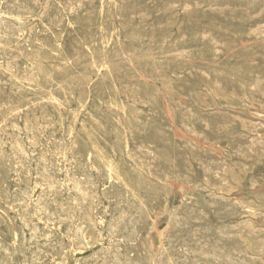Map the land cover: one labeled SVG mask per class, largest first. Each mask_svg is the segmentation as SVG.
<instances>
[{
  "label": "rangeland",
  "instance_id": "1",
  "mask_svg": "<svg viewBox=\"0 0 264 264\" xmlns=\"http://www.w3.org/2000/svg\"><path fill=\"white\" fill-rule=\"evenodd\" d=\"M7 1L8 0H0V12L3 13L2 14L3 17L6 16L8 19L6 21H3L4 23L2 22L1 25L6 27V28L9 27L7 29L9 30V33L13 37V41L11 42L9 48L5 47L3 44L0 45V55H2V56H0V60H1L0 61V69H1L0 70V148H1L0 149V158H1L0 159V166H1V168H0V205L2 206V207L0 206V213H1L0 214V237H1L0 238L1 239L0 240V243H1L0 248L4 247V248H2L3 252L1 253V251H0L1 264H8V263L9 264L10 263L11 264L12 263L13 264L14 263H16V264H43V262H44V264H46V263L47 264H62V263L67 264V262H68V264H74V263L75 264H79V263L87 264L85 262V260H87L88 264L90 262H91V264L92 263L93 264H102L101 262H103V264H106V263L115 264L117 261L118 262L116 264H119V262H121L120 264H125V263L126 264H130V263L131 264H135V263L136 264H148V262H147L149 260L148 258L150 257V255L152 253H155V252L156 253L159 252V255L156 257L158 264H169L170 262H171L170 264H172V263L173 264H180L181 262H182L181 264H185V263L193 264V259H194V264L195 263L196 264H206V263L213 264V262H212L214 260L213 257L216 259V260H214V263H215V261H217L215 264H218L219 262L221 264L222 260H223V262H222L223 264H225V263L231 264V262H234V261H235V264H241V262H243L242 264H246V261H248V260L251 262V264H263L264 263V248H263L264 245H261V244H264V235H263L264 234V229H263L264 228V222H263L264 221L263 220L264 219V208H262V207H264V184H262V183H264V178H263V176H264V166H263L264 165V156H263L264 155V153H263L264 152V148H263L264 147V142H263V140H264V128H263L264 127V120H263L264 117L262 116V114H264V97H263L264 96L263 95L264 94V66H263L264 65V55H263V53H264V50H263V48H264V32H263L264 31V27H263L264 26V10H263L264 9V0H262V1L261 0H258V1L257 0H253V1L252 0H217V1H214V0H151V1H149V0H114L115 2L112 0H109V1L108 0H103V1H101V0H85V1L84 0H49V1L48 0H35V1H33V0H9L8 2ZM16 1L19 3L18 6L16 5L17 4ZM25 1L26 2L29 1V2L26 3ZM31 1H33L34 3ZM80 1H81V3H80ZM195 1H196V3H195ZM35 2H36V4H35ZM38 2H39V4H38ZM67 2H69L70 4ZM106 2H107V4H106ZM79 3H80V5L77 6V4H79ZM249 3H251V4H249ZM7 4H9V5H7ZM51 4H53V5H51ZM100 4H101V6H100ZM172 5L173 6L177 5V6L173 7ZM201 5H203V6H201ZM209 5L211 8L210 10H208ZM10 6H12V7H10ZM16 6H17V8H16ZM22 6L24 8H22ZM31 6L33 7V9ZM42 6H44V8ZM195 6H196V8H195ZM225 6L228 8H226ZM170 7H172V8H170ZM183 7L184 8L189 7V8H188V10H187V8L185 10V9H183ZM230 7H232V8H230ZM28 8H29V11H28ZM22 9H23V11H22ZM69 9H71L70 11H72L73 13L70 12ZM170 9H172L173 11H171ZM258 9H259V14H258ZM183 10H185V11H183ZM24 11H26V12H24ZM260 11H261V13H260ZM75 13H76V15H75ZM246 13L248 14V16L246 15ZM40 14H41V16H40ZM43 15H45V16H43ZM140 15H142V16H140ZM252 15H255L256 18H254V16H253L254 19H252L251 18ZM124 17H126V18L124 19ZM144 17L146 19H144ZM21 18H24V19H21ZM64 18H66V19H64ZM231 18H233V19H231ZM9 19H11V20H9ZM39 19H40V21H39ZM68 21L70 22V26H69ZM17 22H19V25H17L18 24ZM57 23H59V24H57ZM189 23H191V24H189ZM56 24L59 27L56 26ZM118 24H119V26H118ZM11 25H12V27L10 28ZM260 25H262V26H260ZM19 26H20V28H18ZM137 26H138V28H137ZM190 26H191V28H190ZM28 27H29V30L31 32L28 31ZM100 27H101V29H100ZM150 27L151 28L153 27V28L151 29ZM158 27L160 28L159 31L157 29ZM202 27H204L205 30H204V28L202 29ZM186 28H188V29H186ZM207 28L209 30H206ZM217 28H219V30ZM22 29H23V31H22ZM175 29H177V30L175 31ZM182 29H184L185 32L182 31ZM214 29H216V30H214ZM10 30H12V31H10ZM80 30L82 33L80 32ZM104 30H105V32H104ZM256 30L259 31V33H256L257 32ZM223 31H226V32H223ZM261 31H262V33H261ZM163 32H165V34ZM176 32H178V33L176 34ZM203 32H204V35H203ZM28 33H29V35H28ZM62 33H64V34H62ZM110 33H112L111 36H110ZM251 33L253 36L251 35ZM33 34H35V36ZM101 34H102L103 38L101 37ZM201 34H202L203 38H202ZM205 34L207 36H205ZM261 34L263 35V38H262ZM21 36H23V37H21ZM182 36H184V38ZM104 37L108 40H103V39H105ZM163 37H165V38H163ZM175 37H177V38H175ZM57 38H58V41H57ZM143 38H144V40H143ZM219 38L221 39V41L225 42V44L223 42H221ZM25 39H27V40H25ZM89 39L93 43H95L96 45H94ZM180 39H182V40H180ZM231 39H233V41H231ZM95 40H98V42ZM175 40H176V42H175ZM103 41H105V42H103ZM106 41L108 43H106ZM112 42H113V44H112ZM214 42H216V43H214ZM24 43H26V44H24ZM19 44H22V46ZM57 44L58 45L60 44L59 47ZM121 44L122 45L125 44V46H122ZM234 44H235V46H234ZM220 45H221V47H219ZM222 45H224L225 47L223 48ZM83 47L84 48L86 47V48L83 49ZM230 48L233 50H231ZM257 48L260 50L257 51ZM186 49H189V50H186ZM127 50H129V51H127ZM261 50L263 51V53ZM46 51H48V52H46ZM127 52H128V54H126ZM89 53L92 55H90ZM164 53L167 54V55L165 54L166 57L164 55H162ZM256 53L257 54L261 53L260 55L263 57V59L261 57H259L260 55L257 56ZM77 54H78V56H77ZM240 54H243V55H240ZM134 55H136V56H134ZM14 57H15V59H13ZM38 57H39V59H38ZM213 57H214V59H213ZM215 57H217V58H215ZM17 58H19L21 60H19ZM166 58H167V60H166ZM261 59H262V61H261ZM15 60H17V61H15ZM152 60H153V62H152ZM61 62H64L66 64H62ZM236 62H238V63H236ZM246 62H247V64H246ZM102 63H104L105 65ZM94 65H95V67H94ZM101 65H102L103 69H102ZM63 66H64V68H63ZM224 66H226V67H224ZM257 66H258V68H257ZM262 66H263V68H262ZM158 67L160 69H157ZM18 68L21 70H19ZM227 68H229V69H227ZM242 68H244L243 71H242ZM16 69H18V70H16ZM193 69H194V71H192ZM237 69H238V71H236ZM4 70H6L7 72ZM131 70L134 72L135 75L133 74V72ZM193 72H195L196 74L198 73V74L196 75ZM74 73H76V75H74ZM78 73H80V74H78ZM260 73H261V75H260ZM178 74H179V76L182 75V77L181 76L178 77L177 76ZM10 75L12 76V79H11V77H9ZM32 75L35 79L32 77ZM35 75H37L38 78ZM194 76H197V77H194ZM174 77H176V78H174ZM15 80L18 82H15ZM258 80H259V82H257ZM27 82H30L31 84L30 83L28 84ZM236 82H238L239 85ZM5 83H6V85H5ZM113 83H114V85H113ZM132 83L134 85H132ZM248 83H250V84H248ZM258 83H260V84H258ZM240 84L242 87H240ZM55 86H56V88H55ZM67 86H68V88H67ZM160 86H161V88H160ZM29 87H30V89H29ZM154 87H156V89ZM229 87H230V89H229ZM258 87H260V88H258ZM180 88L183 90L181 91ZM216 88H217V90L215 92ZM23 89H24V91H23ZM58 89H60V90H58ZM184 89H186V90L184 91ZM46 90H48V91H46ZM178 90H180V91H178ZM221 90H222V92H221ZM234 90H236V91H234ZM217 91H219V92H217ZM239 91H242L243 93L239 92ZM246 91H248V92H246ZM91 92L94 94H92ZM226 92H227V96H226V94H224ZM232 93H234L235 95ZM163 94H164V96H163ZM52 95L54 97L53 99H52ZM169 95H171V96H169ZM181 95H185V96H181ZM214 95H216V96H214ZM217 95H219V97H217ZM220 95L221 96L223 95L224 97H221ZM230 95L232 97H230ZM49 96H51V97H49ZM150 96L152 98H150ZM180 96L183 97V99L185 97L186 100L181 99ZM200 96H201V99H200ZM140 97L143 99H141ZM153 99H154V101H153ZM236 99H237V101H236ZM253 99L256 102H254ZM257 99H260V101L259 100L257 101ZM222 100L225 101V104H224V101H222ZM156 101L158 102V104H160V106L157 104ZM159 101H160V103H159ZM147 102L149 103L148 105H147ZM203 102H205V103H203ZM261 102H263V103H261ZM114 103H116V104H114ZM120 104H122V105H120ZM150 104H151V106H150ZM202 104H203V106H202ZM260 104L263 106H261ZM114 105H117V106H114ZM119 105H120V107H119ZM191 105H192V107H190ZM206 105H208V106H206ZM63 107L65 109H63ZM122 107H124L125 111L123 110ZM251 107H253V108H251ZM121 108H122V110H121ZM150 108H151V111H150ZM160 108H162L164 112L163 111L161 112L160 110H162V109H160ZM152 109H154V110H152ZM202 109L204 111H202ZM68 110H69V112H68ZM142 111H143V114L141 113ZM197 111H199V112H197ZM137 112H138V114H137ZM225 112L227 114L228 113H230V114L227 115ZM66 113H68V114H66ZM74 113H75V116H74ZM259 113H261L262 117L260 116ZM124 114H125V116H124ZM257 114L259 115V117ZM149 115H151V117ZM53 118H54V120H53ZM92 118L95 120H93ZM135 118H138V119H135ZM149 118L152 119L153 121L150 120ZM189 118L191 121L189 120ZM122 119L127 120V121L124 122V120H122ZM154 119H155V121H154ZM229 119H230V121H229ZM22 120H24V121H22ZM41 120H42V122H40ZM76 120H77V122H76ZM145 120H146V122H145ZM33 121H34V123H32ZM52 121L53 122L56 121L54 123L55 125L53 124ZM226 122L228 125L226 124ZM229 122H231V124ZM233 122H235L236 124ZM251 122L253 124H256V125H253ZM79 123L80 124L82 123V125H80ZM148 123H149V125H148ZM51 124H53V125H51ZM78 124H79V126H78ZM153 124H154V126H153ZM173 124H175V125H173ZM180 124L183 126L184 129L182 128V126ZM204 124H206V125H204ZM242 124H244L243 127H242ZM203 125H204V127H203ZM216 125L218 126L217 128H216ZM18 126H19V128H18ZM195 126L197 129L194 128ZM205 126H207V127H205ZM213 126H215V127H213ZM219 126L221 127V129ZM199 127H201L202 129ZM224 127L228 130H225ZM186 128H187V130H186ZM206 128H208L207 129L208 131L206 130ZM218 128H219V130H218ZM118 129H120V130H118ZM159 129H160V131H159ZM251 129H253V130L255 129V130L253 131ZM27 130L29 132H27ZM32 130L34 132L36 131L37 134H36V132L34 133ZM165 130H167V131H165ZM86 132H88V133H86ZM152 133H153V137H152ZM86 135H91L92 139H94V141H96L99 144V146L101 148H103L111 156V158L115 162V164L122 166L123 169L125 171H127V175L129 176V178L131 180L133 178L132 184L135 183L136 178H137L136 179V183H137V181H138L137 176H139L142 179V181L146 184V186L151 189L150 191L147 190V192H145L142 189V191L145 194L141 191L142 205L143 206L140 205L141 206L140 207L139 205H137V202L135 200H133L131 196L124 193L116 185L108 182L102 165H100L99 163L96 162L95 157L89 154L88 148L85 146V142L87 139ZM171 135L175 138H173ZM27 136H29V137L27 138ZM33 136L35 137V139H33L34 138ZM114 136H115V138H114ZM142 136H143V138H141ZM155 136L157 137V139ZM207 136L208 137L210 136L209 137L210 139L207 138ZM218 136H219V138H218ZM224 136H225V138H224ZM229 137H230V139H229ZM240 137L242 140L240 139ZM159 139L163 141L162 142L163 144L161 143V141ZM170 139L173 143L170 141ZM223 139H225V140H223ZM231 139L232 140L235 139L236 142H235V140L232 141ZM31 140H32V142H31ZM226 140H227V142H226ZM259 140H260V142H258ZM13 141H14V143H13ZM27 141H29L30 144ZM151 141H152V144H151ZM211 141H213V143ZM241 141H243V142H241ZM8 142H9V144H8ZM32 143H34V144H32ZM154 143H156V144H154ZM170 143H172V144H170ZM176 143H178V144L180 143V144L178 145ZM253 143H255V144H253ZM38 144H39V146H38ZM166 144L170 145L171 147L173 146L174 148L172 147V150H171V147L170 146L168 147ZM226 144H227V147H226ZM133 145H135V146H133ZM137 145L139 147H137ZM145 145L147 148H145ZM165 145L167 147H165ZM26 146H27V148H26ZM153 146L155 147V149ZM187 146H189V147H187ZM244 146L248 149H244L245 148ZM46 147L48 150L46 149ZM122 147H124V148H122ZM140 147H142V148H140ZM201 147L203 149H201ZM54 148H56V149H54ZM157 148H161V149L157 150ZM164 148H165V150H164ZM187 148L190 150H188ZM208 148H210V149H208ZM249 148H251V149H249ZM252 148L254 151L252 150ZM17 149H19V150H17ZM166 149H167V152H166ZM184 149L187 151L185 152ZM205 149H207V150H205ZM223 149H224V151H223ZM169 150H170V153H169ZM208 150L211 151L209 154H207L209 152ZM228 150H229V153H228ZM237 150H239V151H237ZM17 151H18V153H17ZM203 151H206L207 153L206 152L201 153ZM260 151H261V154L259 153ZM22 152H23V155L21 154ZM152 152H156V153H152ZM247 152L249 155L247 154ZM174 153L177 154V156ZM197 153L199 156L197 155ZM255 153L257 155H255ZM14 154H15V157L13 156ZM30 154H31V156H30ZM39 154H40V156H39ZM204 154H205V156L203 157ZM243 154H244V156H243ZM24 155H26L27 157ZM152 155H154L156 157H154ZM12 156H13V158H12ZM150 156L152 159H150ZM217 156H219V157H217ZM235 156H236V159H235ZM246 156H248L249 160ZM23 157H25V158L23 159ZM187 157H188V159H187ZM143 158H145L144 161H143ZM184 158H186L187 161H185ZM197 158H198L199 163H197L198 161H196ZM258 158H259V160H258ZM13 159H15V160L13 161ZM47 159H49V160L47 161ZM192 159H195V160L191 161ZM251 159H252V161H251ZM26 160L28 161V164H27V162H25ZM122 160H123V162H122ZM138 160H139V162H138ZM150 160H152V161H150ZM174 160H176V161H174ZM210 160H211V162H210ZM244 160H245V162H244ZM67 161H68V163H67ZM140 161H141V163H140ZM154 161H157V163ZM195 161H196V163H195ZM215 161L216 162L218 161V162L216 163ZM226 161L228 162V164ZM14 162H16V163L14 164V166H12ZM46 162H47V164H46ZM72 162H74V163L72 164ZM145 162H148V163H145ZM174 162H175V165L172 164ZM177 162H178V164H176ZM229 162L232 164H230ZM261 162H262V164H261ZM241 163H243V164H241ZM257 163H259V164H257ZM58 164H59V166H58ZM141 164H143V166ZM171 164L174 167L173 166L171 167ZM185 164L188 166H186ZM205 164H206V166H204ZM234 164H237V165H234ZM83 165H85V166H83ZM168 165H170L169 166L170 168L168 167ZM177 165L181 169L179 167H177ZM223 165H224V167H223ZM241 165H242V167H240ZM244 165H245V167H244ZM35 166H37V167H35ZM78 166L79 167L82 166V167L78 169ZM208 166H210V167H208ZM226 166L229 168H227ZM43 167L45 170L43 169ZM76 167H77V169H76ZM87 167H89L90 170H88ZM93 167H94V169H93ZM126 167H127V169H126ZM132 167H134V168H132ZM176 167L178 168L179 171L177 170ZM203 167H205V168H203ZM14 168H16V169H14ZM53 168H55L56 170ZM130 168H131V170H130ZM148 168H150V169H148ZM155 168H157V169H155ZM173 168H175L176 170L175 169L173 170ZM196 168L199 169V171ZM200 168H201V170H200ZM219 168H221V170ZM46 169H48L49 171ZM71 169H72V171H71ZM205 169H206V171H205ZM24 170L28 171V173L24 172ZM79 170H81V172ZM207 170H209V171H207ZM256 170H257V172H256ZM39 171H41V172L39 173ZM75 171L76 172L78 171L77 174ZM93 171L97 172V173H94ZM149 171L153 172L151 174V177H150ZM220 171H222L223 173ZM157 172H159V173H157ZM167 172H169V173H167ZM192 172L195 174V176ZM200 172H201V174H200ZM178 173L180 174V176ZM52 174H55V175H52ZM84 174L86 175V177ZM190 174L192 175L191 177H190ZM35 175H36V177H34ZM48 175L50 177H48ZM89 175H91V176L89 177ZM97 175L99 177H97ZM140 175H143L144 177L140 176ZM174 175H176V176H174ZM183 175L185 176V178ZM178 176L181 177V179ZM202 176H204V177L202 178ZM228 176H229V178H228ZM11 177H12V179H11ZM44 177H46V178H44ZM83 177H85L86 181L84 180ZM167 177L168 178L170 177V179H168ZM177 177L179 179H177ZM200 177H201V179H200ZM220 177H223V178H220ZM239 177H241L240 179L242 181L239 179ZM55 178H56V180H55ZM77 178H79L80 181ZM165 178H166V180H164ZM191 178H193V179H191ZM147 179L150 180L148 182H151V183H148L147 181H145ZM171 179H173V180H171ZM234 179L237 181H234ZM76 180L78 181V183ZM90 180H91V182H90ZM195 180H197V181H195ZM84 181L86 182L87 185L85 184ZM183 181L184 182L186 181V183L184 184ZM214 181H215V183H214ZM92 182L93 183L95 182V183L93 184ZM181 182H182V184H181ZM194 182H195V184H194ZM228 182H229V184H228ZM73 183H74V185H73ZM136 183H135V186L137 185ZM211 183L214 185H211ZM241 183L243 186L241 185ZM33 184L36 185L37 187L34 186ZM42 184H44V185H42ZM54 184H55V186H54ZM83 184H84V186H83ZM197 184L202 185L200 187L201 190L199 188L200 185L197 186L198 190H196ZM57 185H58V187H57ZM91 185H94V186H91ZM163 185L166 189L163 187ZM240 185H241V187H240ZM73 186H75L74 187L75 189L73 188ZM85 186H87L86 188H88V189H86ZM249 186L251 188H249ZM76 187H78V189ZM153 187H155V188H153ZM162 187H163V189H162ZM195 187H196V189H194ZM202 187L204 189H202ZM244 187H246L247 189ZM13 188H15V190ZM49 188H50V190H49ZM56 188L57 189L59 188V189L56 190ZM205 188H206V190H205ZM3 189H4V193H3ZM83 189H85V193H86L85 195L87 197H85V196H83V194H81ZM95 189H97V191ZM231 189H232V192H231ZM253 189L256 191H254ZM44 190H46V191H44ZM94 190L96 191V193ZM154 190H156V191H154ZM216 190H217V192H216ZM57 191L60 192V194ZM70 191H72V192H70ZM93 191H94V193H93ZM114 191H116L117 195L115 194ZM221 191L226 192V193H222ZM39 192L40 193L42 192L41 193L42 195ZM47 192H48V195H46ZM54 192H56V193H54ZM62 192L64 194H62ZM191 192H192V194H191ZM10 193H14V194H10ZM50 193H52L51 196H50ZM113 193L115 195H113ZM152 193L154 195H151ZM28 194H30L31 196ZM53 194H55V195H53ZM188 194H190V195H188ZM196 194H197V196H196ZM199 194H200V196H199ZM21 195L23 196L22 200H21ZM108 195H111V196H108ZM160 195H162L161 198H160ZM164 195L168 196L169 199H167V197H165ZM185 195H187V196H185ZM5 196H6V199H5ZM49 196L51 197V199L49 198ZM54 196L56 198H54ZM82 196H83V198H85L84 202H83V204L85 203V205H83L81 202V201H83V198H81ZM100 196H102V197H100ZM117 196H119V197H117ZM58 197H59V199H58ZM99 197H100V201L96 200ZM114 197H116V198H114ZM123 197L124 198L126 197V198L124 199ZM146 197H148V199H146ZM154 197H156V198H154ZM164 197H165V200H164ZM254 197L257 200L256 199L254 200ZM28 198L31 200H29ZM45 198H47V200ZM48 198L50 199V202H49ZM52 198H54V200ZM79 198H81V201ZM119 198H121V199H119ZM202 198L203 199L205 198V199L203 200ZM221 198L223 200H221ZM232 198L235 200H233ZM44 199H45V201H44ZM55 199L57 202L55 201ZM78 199H79V201H78ZM212 199L213 200L215 199V201H213ZM249 199L251 201H253L255 204H253V202H251ZM41 200H42V202H41ZM94 200H95V202H94ZM116 200L117 201L120 200V201L117 203ZM146 200H147L148 204L150 203V205L145 203ZM168 200H169V202H168ZM181 200H183V201H181ZM187 200L190 203H188ZM224 200L226 202H228V204L226 202L223 203ZM261 200H263V201H261ZM21 201H22V203H20ZM35 201H36V204H35ZM52 201H54L55 204ZM97 201H99V202L97 203ZM161 201H164V202H161ZM204 201H205V203H204ZM209 201L211 202V205L208 206V205H206V203L209 204L210 203ZM217 201H219V202H217ZM221 201H222V203H221ZM234 201L236 203L239 201V204H236ZM29 202L30 203L32 202L31 203L32 205ZM70 202L71 203L73 202V203L70 205ZM79 202H81V203L79 204ZM93 202L97 203L96 204L97 206L95 204L93 205ZM25 203H27V204H25ZM42 203L43 204L45 203L46 206H44L45 204L42 206ZM60 203L64 206H62ZM107 203H108V205H107ZM122 203H124V204H122ZM131 203H132V205H130ZM162 203H163V205H162ZM52 204H54L55 206ZM57 204L58 205L60 204L61 206L59 205L60 206L59 207V206H57ZM114 204H117V205H114ZM125 204H127L128 206ZM152 204H153V206H152ZM158 204H159V208H158ZM181 204H184V205H181ZM212 204H213V206H212ZM250 204H252V206ZM257 204L260 205L261 207L258 206ZM51 205H52V208H51ZM72 205H74V207H72ZM81 205H82V207H81ZM98 205L99 206L101 205V206L99 207ZM129 205L133 206L132 207L133 210H132V208H129L130 207ZM147 205L150 207H148ZM204 205L209 209H207ZM22 206L25 210L22 208ZM26 206L28 209L25 208ZM53 206L55 208L57 206L60 209L59 208L54 209ZM66 206L67 207L70 206V207H68V210H70V211L67 210ZM86 206H90V207L86 208ZM138 206H139L140 210H139V208H137ZM216 206H219L221 208L217 207L218 208L217 209ZM11 207H14V208L11 209ZM45 207L49 208V209H47L49 212L47 210H45L46 209ZM105 207H107V208H105ZM143 207H145V208H143ZM165 207H167V209ZM177 207H179L178 213L180 211V213H179L180 216H178V213H176L177 209H178ZM21 208H22V210H21ZM32 208L33 209L35 208V209L32 210ZM72 208H74V209H72ZM85 208L87 210H89V212ZM95 208H96V211H95ZM136 208H137V210H136ZM164 208H165V210H164ZM173 208L175 209L176 212L175 211L173 212V210H174ZM196 208L198 211L196 210ZM210 208H212V209H210ZM225 208L227 210L228 209L229 210L226 211ZM37 209H38V211L35 212ZM57 209H59V210H57ZM101 209H103V211ZM110 209H112V210L110 211ZM119 209H122V213H120V214L118 213V211L121 212V210H119ZM125 209H127L126 212H125ZM129 209L132 211L130 212ZM189 209H190V211L191 210L192 211L190 212ZM252 209H256V210L253 211ZM41 210H42V212H41ZM114 210H115V212H114ZM181 210L183 211L182 213L187 212V213H185V215L188 214V216L187 215L185 216L184 214H182ZM205 210H206V212H205ZM213 210H215V211H213ZM1 211H3V212H1ZM50 211H51V213H50ZM171 211H172V213H171ZM188 211L191 213V215L189 214ZM193 211H195V212L193 213ZM240 211L241 212L243 211L244 213L243 212L241 213ZM250 211H251V213H250ZM52 212H54L53 215H55V217H53L51 215V219L49 220V218H50L49 215L52 214ZM85 212L87 215L89 213L90 217H88L86 214H84ZM139 212L141 213V215ZM255 212H256V215H254ZM260 212H262V213H260ZM21 213H23V214H21ZM60 213H62V214H60ZM100 213H101V215H100ZM102 213H103V215L105 213H107L104 215L105 218H103L104 216H102ZM143 213H144V215H143ZM147 213H148V215H146ZM200 213L202 216L199 215ZM19 214H21V215L19 216ZM39 214H41V215H39ZM108 214L110 217L108 216ZM121 214H123V215H121ZM137 214H139L141 218ZM172 214H174L175 216ZM176 214H177V216H176ZM203 214H204V216H203ZM206 214L209 218L205 216ZM71 215H73L74 217H72ZM84 215L87 216L88 219H87V217H84ZM91 215H92V217L94 216V218H92ZM128 215H131V216H128ZM195 215H197V217ZM209 215H211L212 217ZM253 215H254V217H253ZM17 216H19V219ZM43 216H45V217H43ZM114 216L116 218L117 217L119 218V219L117 218L118 221L116 219H114ZM123 216H124V218H123ZM126 216H128V217L126 218ZM173 216L175 217V220L178 219L176 222H175ZM27 217H29V218H27ZM46 217H47V219H46ZM60 217H61V219H59ZM134 217L137 219L136 222L139 225L133 220V219H135ZM159 217H161V218H159ZM182 217H183V219H182ZM186 217H189L188 219L190 222L188 221L189 222L188 225H186L188 223L185 219ZM216 217H217V220H216ZM66 218H68L67 219L68 221L66 220ZM90 218L92 220H90ZM109 218H111V219H109ZM213 218H214V220H213ZM57 219H59V220H57ZM72 219H73V221H72ZM80 219L82 220V222H80L81 221ZM170 219H171V221H170ZM202 219H204V220H202ZM42 220L44 222H42ZM56 220L59 222H57ZM99 220H102V222ZM114 220H116L115 221L116 223H114ZM140 220H142V221H140ZM144 220H146V221L144 222ZM195 220L197 221V223L194 222ZM47 221L50 222L49 225H48ZM77 221H78V224H77L78 226H83V227H81L82 230L76 225ZM95 221L98 222L99 225ZM106 221L107 222L109 221L110 223L109 222L107 223ZM130 221H131V223H135V224L129 223ZM178 221H180V222L182 221L183 223L182 222L181 223L183 225H180V224L178 225V223H180ZM212 221H214V222H212ZM218 221L222 222L223 224L218 222ZM28 222H30V223L32 222L31 223L32 226H30L31 224L30 223L28 224ZM61 222H63V223H61ZM89 222H92V225ZM119 222H121V223H119ZM203 222L205 224H203ZM233 222H236V223H233ZM124 223H125V225H123ZM126 223L127 224L129 223L130 226L128 225V227H126L127 226ZM141 223L145 224V225L140 226ZM199 223H201L202 225ZM249 223H250V225H249ZM108 224L112 228H110ZM116 224H121L120 225L121 230L123 229V227H125L124 231L122 230L123 233L121 232L119 225H116ZM175 224H177V225H175ZM24 225H27V226H24ZM58 225L60 226L59 229H58ZM61 225H62V227H61ZM106 225H108V226H106ZM114 225L116 226V228H114L115 227ZM206 225H209V226H206ZM224 225H226L224 227L225 229H223ZM234 225H236V226H234ZM253 225H255L256 228ZM19 226H21V227L19 228ZM99 226H100V229H102V228L103 229L100 230ZM131 226L132 227L135 226L134 229H136V230L133 231V228ZM146 226H148V227H146ZM177 226H178V228H177ZM186 226H188V227H186ZM190 226H191V228H190ZM220 226H222V228ZM240 226H241V228H239ZM249 226H251L250 227L251 229L249 228ZM259 226H260V228H257ZM5 227L8 229H6ZM23 227H25V228H23ZM36 227H37V229H36ZM52 227H53V229H52ZM145 227H146V229H145ZM182 227H184V228H182ZM205 227H206V229H209V230H206ZM219 227H220V229H219ZM231 227L234 230H232ZM252 227L255 229H252ZM21 228L23 231L21 230ZM28 228H30V229H28ZM40 228H41V230H40ZM169 228H170V230H169ZM188 228L190 229V231ZM42 229H43V232H42ZM73 229H76L77 232ZM109 229H110V231H109ZM117 229H119L120 231ZM201 229H202V231L205 229L203 231V234H202ZM222 229L224 230V232ZM235 229L236 230L238 229V231H236ZM259 229H260V231H259ZM65 230H67V231H65ZM106 230L108 231V233H106ZM171 230L172 231L177 230V231L174 234H172L173 232ZM194 230H195V233H194ZM217 230H218V232H217ZM47 231H48L49 235L46 233ZM118 231H119V233H118ZM163 231L165 232L166 235L163 234L164 233ZM186 231L189 234L192 232L191 234L194 237L191 234H190L191 236L188 235V233H186ZM205 231L208 233H205ZM227 231H229V232H227ZM16 232H18V234ZM32 232H34V233H32ZM50 232H51V234H50ZM63 232H67L68 234L63 233ZM74 232H75V234L77 233L76 234L77 236H74L75 235ZM149 232H150V234H148ZM184 232L186 234H184ZM212 232L215 233V235H212L213 234ZM235 232H236V234H235ZM242 232H243V234H242ZM35 233H36V235H34ZM38 233H39V235H38ZM100 233H102V234H100ZM113 233H115V234L113 235ZM125 233L128 235L126 239H125V237H126ZM131 233H134V234L136 233V236L135 237L132 236L133 234H131ZM157 233H159V234H157ZM219 233L223 236V239L221 238L222 236L218 237ZM224 233L226 234V236ZM5 234H6V236H5ZM11 234H12V236H10ZM21 234L24 235L25 237L21 236ZM40 234H41V236H40ZM175 234H177V236H175ZM201 234H202V236H201ZM210 234H211V236H210ZM234 234H235V236H233ZM61 235H63V236H61ZM65 235H66V237H65ZM149 235H151V236H149ZM160 235H162L164 238H161L162 236L159 237ZM184 235H185V237H184ZM230 235H232V237ZM31 236H33V237H31ZM72 236H73V238H75L74 239L75 241L72 239ZM108 236H110L112 238H110ZM203 236H205V237H203ZM243 236H245V237H243ZM252 236H257L256 240H255V237H252ZM30 237L33 240L36 237L35 238L36 240L33 241L32 239H30ZM38 237H40V238H38ZM102 237H104V238H102ZM122 237H123V239H122ZM182 237H184L183 238L184 240L182 239ZM45 238L46 239L49 238L48 242H46L47 240H45ZM52 238H54V239H52ZM166 238L168 239L167 240L168 242L166 241ZM185 238L186 239L189 238V240H186ZM201 238L203 239L204 243H203ZM206 238H208L209 241ZM225 238H227V239H225ZM229 238H231L232 241H230ZM37 239H39V240H37ZM107 239H108V242L106 241ZM140 239L141 240L143 239V240L141 241ZM144 239L145 240L147 239L146 240L147 242ZM181 239L183 242L181 241ZM115 240L118 243V244L116 243L117 245L114 244ZM131 240H134L135 244L133 243V241L131 242ZM136 240L140 241V242H137ZM174 240H176V241H174ZM179 240L181 243H179ZM216 240L219 241V243ZM260 240H262L263 242ZM223 241H225V242H223ZM32 242L33 243L35 242L34 243L35 249L33 247L34 245L32 244ZM36 242H38V245ZM61 242L63 245L61 244ZM176 242H178V243H176ZM184 242H186V245H184L185 244ZM197 242H199V243H197ZM250 242H252V243H250ZM2 243L3 244L5 243L4 244L5 246ZM23 243H24V245H23ZM77 243H79V244L77 245ZM81 243H82V245H81ZM83 243L86 247L83 246ZM158 243H160L161 245H158ZM200 243L205 244L204 246H207V248L202 246V244H200ZM256 243H258L257 244L258 246H256ZM43 244H45L44 245L45 248H44V246H41ZM48 244H49V246H48ZM51 244H52V246H50ZM133 244H134V246L130 247ZM151 244H152V246H151ZM162 244H164V245H162ZM187 244H189V245H187ZM207 244H209V245H207ZM214 244L215 245L217 244V247L216 246L214 247ZM251 244H253V245H251ZM112 245L114 247H112ZM148 245H150V246H148ZM195 245H198L197 246L198 250L192 249L193 250L192 251L191 248H196ZM259 245L261 247L263 246L262 247L263 249ZM53 246L55 249L53 248ZM59 246L61 247V250L59 249L60 248ZM81 246H83L84 249L80 248ZM104 246L106 249L104 248ZM157 246H160L161 248L157 247ZM184 246H186V248ZM208 246H209V249H208ZM50 247H51V249H50ZM70 247H71V249H70ZM129 247L132 249V251ZM149 247L152 248L151 249L152 251L150 250ZM170 247L174 251H172ZM31 248H33V250H30ZM66 248H67V250H66ZM120 248H121V251H120ZM215 248H218V249H215ZM222 248L227 249V250L222 251ZM17 249L20 250L19 252H21L22 255L18 251H15ZM58 249L61 251L60 253L58 252ZM101 249H102V252H100ZM185 249L187 252L189 250V252L186 253ZM249 249L251 250V252L249 251ZM28 250H30V251H28ZM106 250H107V252H104ZM126 250H128V252ZM202 250H203V252H201ZM208 250H209V252H208ZM35 251H38V252H35ZM45 251L48 252L49 254H51V256H49L48 253L46 254ZM148 251H150L149 254H148ZM167 251H169V253ZM228 251H229V253H228ZM254 251H256V252H254ZM5 252H7V253H5ZM11 252H12V254H11ZM42 252H44V253H42ZM55 252L57 253L56 255H54ZM72 252H74V253H72ZM93 252L97 255L95 256ZM177 252L179 253V255L181 253H184V252L185 253L181 254L179 256ZM193 252H195V253L192 254ZM210 252H213V253H210ZM217 252H218V254H217ZM222 252H225V253H222ZM236 252L238 254H236ZM14 253L17 255H15ZM25 253H28V254H25ZM128 253H131V254H129L130 256L128 255ZM166 253H168L170 255H167ZM206 253H207V255H206ZM209 253H210V255H209ZM233 253H235V254H233ZM32 254L34 256L36 255V257H34ZM58 254H60V255H58ZM64 254L65 255L67 254L66 257L63 256ZM91 254H93L94 256H92ZM119 254H120V256H119ZM161 254L165 255V257H167V258H164V256H162ZM171 254L172 255L174 254V255L172 256ZM175 254H176V256H175ZM195 254H196V257H195ZM201 254L203 255L202 258H205L207 256L205 258V260L203 259L204 261L201 260L202 259ZM223 254H225V255H223ZM228 254H229V257H231V258L228 257ZM239 254H241L242 258L241 257L239 258ZM13 255H14L13 258L15 260L12 258ZM23 255L24 256L26 255L25 257H27V256L28 257L25 258V257H23ZM52 255L54 256V258ZM70 255H71V257H69ZM90 255H91V257H90ZM124 255L126 257H128V259L126 258V260H124V258H125ZM147 255H148V257H147ZM177 255H178L179 261H177L178 260ZM186 255H188V256L190 255V256L188 257ZM109 256H111V258ZM115 256H117V257L115 258ZM143 256H144V258H143ZM145 256H146V258H145ZM160 256H162V258ZM247 256H249V257L251 256V257L250 258L248 257L249 258L248 259ZM254 256H256L255 259L253 258ZM10 257L12 258V260ZM37 257H38V259H37ZM40 257H42V258H40ZM61 257H63V258H61ZM85 257H88V258L85 259ZM211 257L213 260L211 259ZM226 257L229 259V261L227 260ZM47 258H49L50 260ZM114 258L116 260H114ZM169 258L172 260H170ZM174 258H176V260ZM218 258L221 260H219ZM225 258L227 261H225ZM67 259H68V261H67ZM77 259H79V260H77ZM91 259H93V260H91ZM98 259H102L104 261L98 260ZM168 259L170 260L169 263H168V261H169ZM183 259H184V261L185 260L186 261L184 262ZM188 259H190V260H188ZM196 259H197V261H198V259L200 261L197 262V261H195ZM62 260H64V262ZM94 260L96 262H94ZM105 260H107V261H105ZM111 260L115 261V262H111ZM173 260L175 263L173 262ZM254 260H255V262H254ZM259 260H260V262H259ZM7 261H9V262H7ZM22 261H23V263H22ZM127 261H129V263ZM189 261H191V263ZM244 261H245V263H244ZM249 261L247 263H249ZM34 262H36V263H34Z\"/></svg>",
  "mask_w": 264,
  "mask_h": 264
},
{
  "label": "bare ground",
  "instance_id": "2",
  "mask_svg": "<svg viewBox=\"0 0 264 264\" xmlns=\"http://www.w3.org/2000/svg\"><path fill=\"white\" fill-rule=\"evenodd\" d=\"M8 1H9V0H8ZM8 1H7V2H8ZM33 1H35V0H33ZM33 1H31V2H33ZM48 1H49V0H48ZM84 1H85V0H84ZM101 1H103V0H101ZM108 1H109V0H108ZM112 1H114V0H112ZM149 1H151V0H149ZM214 1H217V0H214ZM252 1H253V0H252ZM257 1H258V0H257ZM261 1H262V0H261ZM16 2H17V1H16ZM25 2H26V1H25ZM28 2H29V1H28ZM28 2H26V3H28ZM36 2H37V1H36ZM36 2H35V4H36ZM69 2H70V1H69ZM69 2H67V3H69ZM114 2H115V1H114ZM114 2H113V3H114ZM146 2H147V1H146ZM246 2H247V1H246ZM250 2H251V1H250ZM255 2H256V1H255ZM14 3H15V2H14ZM33 3H34V2H33ZM58 3H59V2H58ZM80 3H81V1H80ZM80 3L77 4V6H79ZM195 3H196V1H195ZM18 4H19V3L17 2L16 5L18 6ZM31 4H32V3H31ZM38 4H39V2H38ZM44 4H45V3H44ZM47 4H48V3H47ZM69 4H70V3H69ZM106 4H107V2H106ZM182 4H183V3H182ZM249 4H251V3H249ZM7 5H9V4H7ZM10 5H11V4H10ZM23 5H24V4H23ZM45 5H46V4H45ZM51 5H53V4H51ZM90 5H91V4H90ZM114 5H115V4H114ZM133 5H134V4H133ZM168 5H169V4H168ZM173 5H174V4H173ZM173 5H172V6H173ZM17 6H16V8H17ZM47 6H48V5H47ZM64 6H65V5H64ZM87 6H88V5H87ZM100 6H101V4H100ZM155 6H156V5H155ZM176 6H177V5H176ZM176 6H173V7H176ZM188 6H189V5H188ZM201 6H203V5H201ZM4 7H5V6H4ZM10 7H12V6H10ZM31 7H32V6H31ZM34 7H35V6H34ZM42 7L44 8V6H42ZM45 7H46V6H45ZM60 7H61V6H60ZM70 7H71V6H70ZM94 7H95V6H94ZM225 7H226V6H225ZM19 8H20V7H19ZM22 8H24V7L22 6ZM47 8H48V7H47ZM47 8H46V9H47ZM61 8H62V7H61ZM101 8H102V7H101ZM170 8H172V7H170ZM186 8H187V10H188L189 7H186ZM186 8L183 7V9H185V10H186ZM195 8H196V6H195ZM198 8H199V7H198ZM216 8H217V7H216ZM226 8H228V7H226ZM226 8H225V9H226ZM230 8H232V7H230ZM26 9H27V8H26ZM32 9H33V7H32ZM32 9H31V10H32ZM73 9H74V8H73ZM73 9H72V10H73ZM79 9H80V8H79ZM206 9H207V8H206ZM210 9H211V8H210V5H209V9H208V10H210ZM214 9H215V8H214ZM214 9H213V10H214ZM222 9H223V8H222ZM242 9H243V8H242ZM261 9H262V8H261ZM1 10H2V9H1ZM12 10H13V9H12ZM24 10H25V9H24ZM34 10H35V9H34ZM43 10H44V9H43ZM62 10H63V9H62ZM70 10H71V9H69V11H70ZM100 10H101V9H100ZM146 10H147V9H146ZM170 10L173 11L172 9H170ZM181 10H182V9H181ZM185 10H183V11H185ZM189 10H190V9H189ZM204 10H205V9H204ZM204 10H203V11H204ZM227 10H228V9H227ZM263 10H264V9H263ZM2 11H3V10H2ZM22 11H23V9H22ZM26 11H27V10H26ZM26 11H24V12H26ZM28 11H29V8H28ZM101 11H102V10H101ZM132 11H133V10H132ZM183 11H182V12H183ZM49 12H50V11H49ZM70 12H72V11H70ZM145 12H146V11H145ZM182 12H181V13H182ZM221 12H222V11H221ZM30 13H31V12H30ZM47 13H48V12H47ZM62 13H63V12H62ZM72 13H73V12H72ZM80 13H81V12H80ZM100 13H101V12H100ZM129 13H130V12H129ZM185 13H186V12H185ZM241 13H242V12H241ZM244 13H245V12H244ZM260 13H261V11H260ZM2 14H3V13L0 12V45L3 44L5 47L9 48L11 42L13 41V37H12V35L9 33V30L7 29V28H9V27L6 28V27H4V26L1 25V23H2L3 21L8 20L7 17H6L5 15H4L5 17H3ZM258 14H259V9H258ZM6 15H7V14H6ZM12 15H13V14H12ZM15 15H16V14H15ZM30 15H31V14H30ZM75 15H76V13H75ZM100 15H101V14H100ZM138 15H139V14H138ZM138 15H137V16H138ZM156 15H157V14H156ZM158 15H159V14H158ZM176 15H177V14H176ZM246 15L248 16L247 13H246ZM19 16H20V15H19ZM40 16H41V14H40ZM43 16H45V15H43ZM46 16H47V15H46ZM59 16H60V15H59ZM132 16H133V15H132ZM134 16H135V15H134ZM140 16H142V15H140ZM222 16H223V15H222ZM253 16H254V18H256L255 15H252V16H251L252 19H254ZM24 17H25V16H24ZM54 17H55V16H54ZM54 17H53V18H54ZM110 17H111V16H110ZM116 17H117V16H116ZM17 18H18V17H17ZM17 18H16V19H17ZM41 18H42V17H41ZM56 18H57V17H56ZM125 18H126V17H124V19H125ZM133 18H134V17H133ZM206 18H207V17H206ZM21 19H24V18H21ZM32 19H33V18H32ZM64 19H66V18H64ZM100 19H101V18H100ZM128 19H129V18H128ZM144 19H146V18L144 17ZM177 19H178V18H177ZM231 19H233V18H231ZM237 19H238V18H237ZM245 19H246V18H245ZM9 20H11V19H9ZM27 20H28V19H27ZM33 20H34V19H33ZM33 20H32V21H33ZM67 20H68V19H67ZM117 20H118V19H117ZM259 20H260V19H259ZM20 21H21V20H20ZM39 21H40V19H39ZM61 21H62V20H61ZM106 21H107V20H106ZM237 21H238V20H237ZM239 21H240V20H239ZM251 21H252V20H251ZM24 22H25V21H24ZM58 22H59V21H58ZM66 22H67V21H66ZM68 22H69V21H68ZM71 22H72V21H71ZM123 22H124V21H123ZM126 22H127V21H126ZM243 22H244V21H243ZM3 23H4V22H3ZM9 23H10V22H9ZM14 23H15V22H14ZM17 23H18L17 25H19V22H17ZM26 23H27V22H26ZM116 23H117V22H116ZM24 24H25V23H24ZM33 24H34V23H33ZM38 24H39V23H38ZM57 24H59V23H57ZM57 24H56V26H58ZM67 24H68V23H67ZM182 24H183V23H182ZM187 24H188V23H187ZM189 24H191V23H189ZM198 24H199V23H198ZM3 25H4V24H3ZM9 25H10V24H9ZM13 25H14V24H13ZM34 25H35V24H34ZM122 25H123V24H122ZM163 25H164V24H163ZM262 25H263V24H262ZM262 25H260V26H262ZM5 26H6V25H5ZM41 26H42V25H41ZM69 26H70V22H69ZM69 26H68V27H69ZM71 26H72V25H71ZM118 26H119V24H118ZM135 26H136V25H135ZM135 26H134V27H135ZM159 26H160V25H159ZM172 26H173V25H172ZM180 26H181V25H180ZM233 26H234V25H233ZM236 26H237V25H236ZM11 27H12V25L10 26V28H11ZM31 27H32V26H31ZM58 27H59V26H58ZM72 27H73V26H72ZM116 27H117V26H116ZM169 27H170V26H169ZM228 27H229V26H228ZM234 27H235V26H234ZM256 27H257V26H256ZM263 27H264V26H263ZM14 28H15V27H14ZM18 28H20V26H19ZM137 28H138V26H137ZM140 28H141V27H140ZM145 28H146V27H145ZM150 28H151V27H150ZM152 28H153V27H152ZM152 28H151V29H152ZM190 28H191V26H190ZM196 28H197V27H196ZM203 28H204V27H202V29H203ZM209 28H210V27H209ZM257 28H258V27H257ZM260 28H261V27H260ZM30 29H31V28H30ZM56 29H57V28H56ZM59 29H60V28H59ZM71 29H72V28H71ZM100 29H101V27H100ZM155 29H156V28H155ZM157 29H158V31H159L160 28L158 27ZM184 29H185V28H184ZM184 29H182V31H184ZM186 29H188V28H186ZM217 29L219 30V28H217ZM258 29H259V28H258ZM32 30H33V29H32ZM39 30H40V29H39ZM44 30H45V29H44ZM118 30H119V29H118ZM176 30H177V29H175V31H176ZM180 30H181V29H180ZM204 30H205V28H204ZM206 30H209V29L207 28ZM214 30H216V29H214ZM260 30H261V29H260ZM10 31H12V30H10ZM22 31H23V29H22ZM28 31H30V30H29V27H28ZM52 31H53V30H52ZM75 31H76V30H75ZM99 31H100V30H99ZM112 31H113V30H112ZM142 31H143V30H142ZM144 31H145V30H144ZM147 31H148V30H147ZM147 31H146V32H147ZM151 31H152V30H151ZM156 31H157V30H156ZM168 31H169V30H168ZM221 31H222V30H221ZM249 31H250V30H249ZM256 31H257V30H256ZM262 31H263V30H262ZM262 31H261V33H262ZM30 32H31V31H30ZM80 32H81V30H80ZM104 32H105V30H104ZM104 32H103V33H104ZM110 32H111V31H110ZM114 32H115V31H114ZM180 32H181V31H180ZM184 32H185V31H184ZM186 32H187V31H186ZM214 32H215V31H214ZM223 32H226V31H223ZM253 32H254V31H253ZM253 32H252V33H253ZM263 32H264V31H263ZM20 33H21V32H20ZM64 33H65V32H64ZM64 33H62V34H64ZM81 33H82V32H81ZM117 33H118V32H117ZM163 33L165 34V32H163ZM172 33H173V32H172ZM177 33H178V32H176V34H177ZM196 33H197V32H196ZM209 33H210V32H209ZM252 33H251V35H252ZM256 33H259V31H257ZM14 34H15V33H14ZM23 34H24V33H23ZM30 34H31V33H30ZM35 34H36V33H35ZM35 34H33V35L35 36ZM43 34H44V33H43ZM72 34H73V33H72ZM75 34H76V33H75ZM99 34H100V33H99ZM108 34H109V33H108ZM111 34H112V33H110V36H111ZM115 34H116V33H115ZM170 34H171V33H170ZM211 34H212V33H211ZM248 34H249V33H248ZM253 34H254V33H253ZM19 35H20V34H19ZM28 35H29V33H28ZM38 35H39V34H38ZM131 35H132V34H131ZM203 35H204V32H203ZM215 35H216V34H215ZM215 35H214V36H215ZM231 35H232V34H231ZM261 35H262V34H261ZM51 36H52V35H51ZM114 36H115V35H114ZM118 36H119V35H118ZM163 36H164V35H163ZM201 36H202V34H201ZM205 36H207V35L205 34ZM220 36H221V35H220ZM252 36H253V35H252ZM15 37H16V36H15ZM21 37H23V36H21ZM52 37H53V36H52ZM101 37H102V34H101ZM129 37H130V36H129ZM134 37H135V36H134ZM165 37H166V36H165ZM165 37H163V38H165ZM182 37L184 38V36H182ZM224 37H225V36H224ZM226 37H227V36H226ZM102 38H103V37H102ZM104 38H105V37H104ZM118 38H119V37H118ZM166 38H167V37H166ZM175 38H177V37H175ZM185 38H186V37H185ZM202 38H203V36H202ZM202 38H201V39H202ZM211 38H212V37H211ZM228 38H229V37H228ZM262 38H263V35H262ZM27 39H28V38H27ZM27 39H25V40H27ZM94 39H95V38H94ZM110 39H111V38H110ZM115 39H116V38H115ZM138 39H139V38H138ZM150 39H151V38H150ZM150 39H149V40H150ZM173 39H174V38H173ZM204 39H205V38H204ZM206 39H207V38H206ZM219 39H220V38H219ZM219 39H218V40H219ZM224 39H225V38H224ZM61 40H62V39H61ZM89 40H90V39H89ZM89 40H88V41H89ZM100 40H101V39H100ZM103 40H108V39L105 38V39H103ZM113 40H114V39H113ZM116 40H117V39H116ZM119 40H120V39H119ZM143 40H144V38H143ZM178 40H179V39H178ZM180 40H182V39H180ZM211 40H212V39H211ZM227 40H228V39H227ZM252 40H253V39H252ZM38 41H39V40H38ZM45 41H46V40H45ZM57 41H58V38H57ZM90 41H91V40H90ZM95 41L98 42V40H95ZM101 41H102V40H101ZM101 41H100V42H101ZM121 41H122V40H121ZM132 41H133V40H132ZM150 41H151V40H150ZM201 41H202V40H201ZM220 41H221V39H220ZM229 41H230V40H229ZM231 41H233V39H231ZM250 41H251V40H250ZM253 41H254V40H253ZM256 41H257V40H256ZM17 42H18V41H17ZM59 42H60V41H59ZM86 42H87V41H86ZM91 42H92V41H91ZM103 42H105V41H103ZM117 42H118V41H117ZM138 42H139V41H138ZM175 42H176V40H175ZM221 42H223V41H221ZM243 42H244V41H243ZM92 43H93V42H92ZM106 43H108V42L106 41ZM121 43H122V42H121ZM212 43H213V42H212ZM212 43H211V44H212ZM214 43H216V42H214ZM223 43L225 44V42H223ZM228 43H229V42H228ZM234 43H235V42H234ZM22 44H23V43H22ZM22 44H19V45L22 46ZM24 44H26V43H24ZM60 44H61V43H60ZM60 44H59V45H60ZM93 44L96 45L95 43H93ZM103 44H104V43H103ZM109 44H110V43H109ZM112 44H113V42H112ZM122 44H123V43H122ZM122 44H121V45H122ZM219 44H220V43H219ZM226 44H227V43H226ZM57 45H58V44H57ZM57 45H56V46H57ZM59 45H58V47H59ZM61 45H62V44H61ZM107 45H108V44H107ZM116 45H117V44H116ZM122 46H125V44L122 45ZM216 46H217V45H216ZM222 46H223V48L225 47L224 45H222ZM229 46H230V45H229ZM232 46H233V45H232ZM234 46H235V44H234ZM102 47H103V46H102ZM219 47H221V45H220ZM226 47H227V46H226ZM28 48H29V47H28ZM60 48H61V47H60ZM85 48H86V47H85ZM85 48L83 47V49H85ZM133 48H134V47H133ZM136 48H137V47H136ZM159 48H160V47H159ZM213 48H214V47H213ZM259 48H260V47H259ZM58 49H59V48H58ZM194 49H195V48H194ZM198 49H199V48H198ZM227 49H228V48H227ZM230 49H231V48H230ZM10 50H11V49H10ZM17 50H18V49H17ZM29 50H30V49H29ZM77 50H78V49H77ZM118 50H119V49H118ZM136 50H137V49H136ZM136 50H135V51H136ZM152 50H153V49H152ZM179 50H180V49H179ZM182 50H183V49H182ZM186 50H189V49H186ZM225 50H226V49H225ZM231 50H233V49H231ZM258 50H260V49L257 48V51H258ZM263 50H264V48H263ZM22 51H23V50H22ZM42 51H43V50H42ZM74 51H75V50H74ZM125 51H126V50H125ZM127 51H129V50H127ZM155 51H156V50H155ZM167 51H168V50H167ZM183 51H184V50H183ZM228 51H229V50H228ZM241 51H242V50H241ZM243 51H244V50H243ZM261 51H262V50H261ZM46 52H48V51H46ZM87 52H88V51H87ZM118 52H119V51H118ZM140 52H141V51H140ZM156 52H157V51H156ZM175 52H176V51H175ZM184 52H185V51H184ZM22 53H23V52H22ZM106 53H107V52H106ZM120 53H121V52H120ZM120 53H119V54H120ZM129 53H130V52H129ZM131 53H132V52H131ZM146 53H147V52H146ZM152 53H153V52H152ZM162 53H163V52H162ZM173 53H174V52H173ZM216 53H217V52H216ZM234 53H235V52H234ZM258 53H259V52H258ZM262 53H263V51H262ZM13 54H14V53H13ZM53 54H54V53H53ZM64 54H65V53H64ZM89 54H90V53H89ZM126 54H128V52H127ZM144 54H145V53H144ZM159 54H160V53H159ZM165 54H166V53H164V54H162V55L165 56ZM221 54H222V53H221ZM256 54H257V53H256ZM260 54H261V53H260ZM260 54H257V56L260 55ZM22 55H23V54H22ZM38 55H39V54H38ZM38 55H37V56H38ZM90 55H92V54H90ZM129 55H130V54H129ZM166 55H167V54H166ZM170 55H171V54H170ZM183 55H184V54H183ZM240 55H243V54H240ZM249 55H250V54H249ZM263 55H264V53H263ZM0 56H2V55H0ZM24 56H25V55H24ZM37 56H36V57H37ZM77 56H78V54H77ZM134 56H136V55H134ZM149 56H150V55H149ZM193 56H194V55H193ZM223 56H224V55H223ZM16 57H17V56H16ZM36 57H35V58H36ZM138 57H139V56H138ZM154 57H155V56H154ZM160 57H161V56H160ZM160 57H159V58H160ZM165 57H166V56H165ZM165 57H164V58H165ZM259 57H261V58L263 59V57H262L261 55H260ZM91 58H92V57H91ZM136 58H137V57H136ZM157 58H158V57H157ZM187 58H188V57H187ZM215 58H217V57H215ZM225 58H226V57H225ZM13 59H15V57H14ZM17 59H19V58H17ZM23 59H24V58H23ZM23 59H22V60H23ZM38 59H39V57H38ZM74 59H75V58H74ZM110 59H111V58H110ZM213 59H214V57H213ZM262 59H261V61H262ZM19 60H21V59H19ZM67 60H68V59H67ZM93 60H94V59H93ZM111 60H112V59H111ZM117 60H118V59H117ZM162 60H163V59H162ZM166 60H167V58H166ZM220 60H221V59H220ZM222 60H223V59H222ZM0 61H1V60H0ZM15 61H17V60H15ZM23 61H24V60H23ZM68 61H69V60H68ZM97 61H98V60H97ZM114 61H115V60H114ZM114 61H113V62H114ZM126 61H127V60H126ZM149 61H150V60H149ZM186 61H187V60H186ZM224 61H225V60H224ZM224 61H223V62H224ZM13 62H14V61H13ZM45 62H46V61H45ZM121 62H122V61H121ZM134 62H135V61H134ZM152 62H153V60H152ZM173 62H174V61H173ZM259 62H260V61H259ZM22 63H23V62H22ZM61 63H62V64H66V63H64V62H61ZM68 63H69V62H68ZM107 63H108V62H107ZM107 63H106V64H107ZM137 63H138V62H137ZM236 63H238V62H236ZM253 63H254V62H253ZM256 63H257V62H256ZM13 64H14V63H13ZM41 64H42V63H41ZM102 64H104V63H102ZM112 64H113V63H112ZM114 64H115V63H114ZM123 64H124V63H123ZM166 64H167V63H166ZM189 64H190V63H189ZM231 64H232V63H231ZM234 64H235V63H234ZM246 64H247V62H246ZM8 65H9V64H8ZM8 65H7V66H8ZM19 65H20V64H19ZM47 65H48V64H47ZM104 65H105V64H104ZM118 65H119V64H118ZM134 65H135V64H134ZM138 65H139V64H138ZM144 65H145V64H144ZM159 65H160V64H159ZM162 65H163V64H162ZM192 65H193V64H192ZM224 65H225V64H224ZM166 66H167V65H166ZM226 66H227V65H226ZM226 66H224V67H226ZM236 66H237V65H236ZM253 66H254V65H253ZM259 66H260V65H259ZM263 66H264V65H263ZM263 66H262V68H263ZM8 67H9V66H8ZM47 67H48V66H47ZM94 67H95V65H94ZM101 67H102V65H101ZM174 67H175V66H174ZM190 67H191V66H190ZM224 67H223V68H224ZM242 67H243V66H242ZM23 68H24V67H23ZM50 68H51V67H50ZM63 68H64V66H63ZM77 68H78V67H77ZM115 68H116V67H115ZM162 68H163V67H162ZM235 68H236V67H235ZM257 68H258V66H257ZM7 69H8V68H7ZM18 69H19V68H18ZM18 69H16V70H18ZM26 69H27V68H26ZM61 69H62V68H61ZM102 69H103V67H102ZM119 69H120V68H119ZM150 69H151V68H150ZM157 69H160V68L158 67ZM227 69H229V68H227ZM247 69H248V68H247ZM0 70H1V69H0ZM10 70H11V69H10ZM19 70H21V69H19ZM23 70H24V69H23ZM49 70H50V69H49ZM99 70H100V69H99ZM139 70H140V69H139ZM161 70H162V69H161ZM243 70H244V68H242V71H243ZM245 70H246V69H245ZM248 70H249V69H248ZM251 70H252V69H251ZM4 71H6V70H4ZM96 71H97V70H96ZM131 71H132V70H131ZM189 71H190V70H189ZM192 71H194V69H193ZM236 71H238V69H237ZM6 72H7V71H6ZM56 72H57V71H56ZM80 72H81V71H80ZM99 72H100V71H99ZM126 72H127V71H126ZM132 72H133V71H132ZM132 72H131V73H132ZM157 72H158V71H157ZM163 72H164V71H163ZM179 72H180V71H179ZM179 72H178V73H179ZM197 72H198V71H197ZM257 72H258V71H257ZM109 73H110V72H109ZM127 73H128V72H127ZM169 73H170V72H169ZM193 73H195V72H193ZM223 73H224V72H223ZM243 73H244V72H243ZM251 73H252V72H251ZM78 74H80V73H78ZM133 74H134V72H133ZM136 74H137V73H136ZM163 74H164V73H163ZM195 74H196V73H195ZM195 74H194V75H195ZM197 74H198V73H197ZM197 74H196V75H197ZM239 74H240V73H239ZM244 74H245V73H244ZM74 75H76V73H74ZM134 75H135V74H134ZM190 75H191V74H190ZM201 75H202V74H201ZM249 75H250V74H249ZM252 75H253V74H252ZM260 75H261V73H260ZM35 76L37 77V75H35ZM69 76H70V75H69ZM72 76H73V75H72ZM85 76H86V75H85ZM119 76H120V75H119ZM137 76H138V75H137ZM177 76H178V77H180V76L182 77V75L179 76V74H178ZM231 76H232V75H231ZM9 77H11V79H12V76H11V75H10ZM32 77H33V75H32ZM133 77H134V76H133ZM171 77H172V76H171ZM194 77H197V76H194ZM214 77H215V76H214ZM258 77H259V76H258ZM33 78H34V77H33ZM37 78H38V77H37ZM139 78H140V77H139ZM167 78H168V77H167ZM174 78H176V77H174ZM242 78H243V77H242ZM253 78H254V77H253ZM24 79H25V78H24ZM27 79H28V78H27ZM31 79H32V78H31ZM31 79H30V80H31ZM34 79H35V78H34ZM133 79H134V78H133ZM231 79H232V78H231ZM243 79H244V78H243ZM256 79H257V78H256ZM260 79H261V78H260ZM8 80H9V79H8ZM19 80H20V79H19ZM88 80H89V79H88ZM171 80H172V79H171ZM188 80H189V79H188ZM195 80H196V79H195ZM10 81H11V80H10ZM10 81H9V82H10ZM28 81H29V80H28ZM116 81H117V80H116ZM142 81H143V80H142ZM168 81H169V80H168ZM172 81H173V80H172ZM228 81H229V80H228ZM15 82H18V81L15 80ZM24 82H25V81H24ZM33 82H34V81H33ZM44 82H45V81H44ZM126 82H127V81H126ZM156 82H157V81H156ZM170 82H171V81H170ZM173 82H174V81H173ZM191 82H192V81H191ZM196 82H197V81H196ZM234 82H235V81H234ZM244 82H245V81H244ZM257 82H259V80H258ZM21 83H22V82H21ZM27 83L29 84L30 82H27ZM136 83H137V82H136ZM144 83H145V82H144ZM144 83H143V84H144ZM236 83L238 84V82H236ZM262 83H263V82H262ZM3 84H4V83H3ZM30 84H31V83H30ZM32 84H33V83H32ZM75 84H76V83H75ZM137 84H138V83H137ZM141 84H142V83H141ZM197 84H198V83H197ZM201 84H202V83H201ZM213 84H214V83H213ZM248 84H250V83H248ZM258 84H260V83H258ZM5 85H6V83H5ZM22 85H23V84H22ZM106 85H107V84H106ZM113 85H114V83H113ZM126 85H127V84H126ZM132 85H134V84L132 83ZM214 85H215V84H214ZM226 85H227V84H226ZM238 85H239V84H238ZM26 86H27V85H26ZM75 86H76V85H75ZM80 86H81V85H80ZM107 86H108V85H107ZM118 86H119V85H118ZM155 86H156V85H155ZM173 86H174V85H173ZM175 86H176V85H175ZM194 86H195V85H194ZM210 86H211V85H210ZM217 86H218V85H217ZM235 86H236V85H235ZM24 87H25V86H24ZM57 87H58V86H57ZM94 87H95V86H94ZM100 87H101V86H100ZM132 87H133V86H132ZM135 87H136V86H135ZM158 87H159V86H158ZM170 87H171V86H170ZM182 87H183V86H182ZM240 87H242L241 84H240ZM55 88H56V86H55ZM58 88H59V87H58ZM67 88H68V86H67ZM154 88L156 89V87H154ZM160 88H161V86H160ZM203 88H204V87H203ZM258 88H260V87H258ZM29 89H30V87H29ZM81 89H82V88H81ZM87 89H88V88H87ZM113 89H114V88H113ZM157 89H158V88H157ZM175 89H176V88H175ZM212 89H213V88H212ZM229 89H230V87H229ZM233 89H234V88H233ZM43 90H44V89H43ZM51 90H52V89H51ZM58 90H60V89H58ZM61 90H62V89H61ZM130 90H131V89H130ZM180 90L182 91L183 89L180 88ZM180 90H178V91H180ZM185 90H186V89H184V91H185ZM205 90H206V89H205ZM216 90H217V88L215 89V92H216ZM236 90H237V89H236ZM236 90H234V91H236ZM253 90H254V89H253ZM18 91H19V90H18ZM18 91H17V92H18ZM23 91H24V89H23ZM46 91H48V90H46ZM85 91H86V90H85ZM148 91H149V90H148ZM150 91H151V90H150ZM157 91H158V90H157ZM175 91H176V90H175ZM176 92H177V91H176ZM176 92H175V93H176ZM189 92H190V91H189ZM193 92H194V91H193ZM215 92H214V93H215ZM217 92H219V91H217ZM221 92H222V90H221ZM239 92H242V91H239ZM246 92H248V91H246ZM258 92H259V91H258ZM91 93H92V92H91ZM151 93H152V92H151ZM153 93H154V92H153ZM167 93H168V92H167ZM181 93H182V92H181ZM202 93H203V92H202ZM242 93H243V92H242ZM92 94H94V93H92ZM128 94H129V93H128ZM138 94H139V93H138ZM158 94H159V93H158ZM185 94H186V93H185ZM194 94H195V93H194ZM215 94H216V93H215ZM219 94H220V93H219ZM221 94H222V93H221ZM224 94H226V96H227V92L224 93ZM232 94H234V93H232ZM262 94H263V93H262ZM47 95H48V94H47ZM160 95H161V94H160ZM189 95H190V94H189ZM234 95H235V94H234ZM263 95H264V94H263ZM11 96H12V95H11ZM163 96H164V94H163ZM169 96H171V95H169ZM181 96H185V95H181ZM181 96H180V98L183 99V97H181ZM204 96H205V95H204ZM214 96H216V95H214ZM220 96H221V95H220ZM16 97H17V96H16ZM32 97H33V96H32ZM46 97H47V96H46ZM49 97H51V96H49ZM49 97H48V98H49ZM88 97H89V96H88ZM105 97H106V96H105ZM136 97H137V96H136ZM189 97H190V96H189ZM217 97H219V95H217ZM221 97H224V96L222 95ZM230 97H232V96L230 95ZM234 97H235V96H234ZM241 97H242V96H241ZM254 97H255V96H254ZM261 97H262V96H261ZM263 97H264V96H263ZM263 97H262V98H263ZM30 98H31V97H30ZM30 98H29V99H30ZM53 98H54V97H53V95H52V99H53ZM138 98H139V97H138ZM138 98H137V99H138ZM140 98H141V97H140ZM150 98H152V97L150 96ZM167 98H168V97H167ZM178 98H179V97H178ZM194 98H195V97H194ZM225 98H226V97H225ZM259 98H260V97H259ZM24 99H25V98H24ZM141 99H143V98H141ZM146 99H147V98H146ZM184 99H185V97H184ZM184 99H183V100H184ZM195 99H196V98H195ZM195 99H194V100H195ZM200 99H201V96H200ZM205 99H206V98H205ZM215 99H216V98H215ZM234 99H235V98H234ZM237 99H238V98H237ZM237 99H236V101H237ZM251 99H252V98H251ZM254 99H255V98H254ZM254 99H253V100H254ZM27 100H28V99H27ZM111 100H112V99H111ZM120 100H121V99H120ZM150 100H151V99H150ZM185 100H186V99H185ZM230 100H231V99H230ZM238 100H239V99H238ZM244 100H245V99H244ZM247 100H248V99H247ZM258 100L260 101V99H257V101H258ZM146 101H147V100H146ZM153 101H154V99H153ZM191 101H192V100H191ZM191 101H190V102H191ZM222 101H224V100H222ZM236 101H235V102H236ZM86 102H87V101H86ZM107 102H108V101H107ZM112 102H113V101H112ZM121 102H122V101H121ZM131 102H132V101H131ZM156 102H157V101H156ZM175 102H176V101H175ZM226 102H227V101H226ZM246 102H247V101H246ZM252 102H253V101H252ZM254 102H256V101L254 100ZM35 103H36V102H35ZM159 103H160V101H159ZM161 103H162V102H161ZM186 103H187V102H186ZM192 103H193V102H192ZM199 103H200V102H199ZM203 103H205V102H203ZM242 103H243V102H242ZM261 103H263V102H261ZM55 104H56V103H55ZM114 104H116V103H114ZM148 104H149V103L147 102V105H148ZM157 104H158V102H157ZM165 104H166V103H165ZM189 104H190V103H189ZM194 104H195V103H194ZM194 104H193V105H194ZM224 104H225V101H224ZM231 104H232V103H231ZM257 104H258V103H257ZM12 105H13V104H12ZM70 105H71V104H70ZM120 105H122V104H120ZM120 105H119V107H120ZM147 105H146V106H147ZM158 105L160 106V104H158ZM204 105H205V104H204ZM260 105H261V104H260ZM29 106H30V105H29ZM60 106H61V105H60ZM114 106H117V105H114ZM114 106H113V107H114ZM124 106H125V105H124ZM150 106H151V104H150ZM162 106H163V105H162ZM162 106H161V107H162ZM178 106H179V105H178ZM202 106H203V104H202ZM206 106H208V105H206ZM235 106H236V105H235ZM235 106H234V107H235ZM261 106H263V105H261ZM119 107H118V108H119ZM144 107H145V106H144ZM182 107H183V106H182ZM190 107H192V105H191ZM204 107H205V106H204ZM229 107H230V106H229ZM231 107H232V106H231ZM81 108H82V107H81ZM122 108H123V110H124V107H122ZM122 108H121V110H122ZM185 108H186V107H185ZM195 108H196V107H195ZM206 108H207V107H206ZM208 108H209V107H208ZM238 108H239V107H238ZM241 108H242V107H241ZM251 108H253V107H251ZM63 109H65V108L63 107ZM103 109H104V108H103ZM125 109H126V108H125ZM154 109H155V108H154ZM154 109H152V110H154ZM160 109H162V108H160ZM188 109H189V108H188ZM192 109H193V108H192ZM192 109H191V110H192ZM61 110H62V109H61ZM117 110H118V109H117ZM139 110H140V109H139ZM198 110H199V109H198ZM205 110H206V109H205ZM244 110H245V109H244ZM107 111H108V110H107ZM124 111H125V110H124ZM140 111H141V110H140ZM150 111H151V108H150ZM160 111L162 112L163 109L160 110ZM175 111H176V110H175ZM202 111H204V110L202 109ZM233 111H234V110H233ZM68 112H69V110H68ZM104 112H105V111H104ZM119 112H120V111H119ZM119 112H118V113H119ZM127 112H128V111H127ZM138 112H139V111H138ZM138 112H137V114H138ZM163 112H164V111H163ZM184 112H185V111H184ZM197 112H199V111H197ZM200 112H201V111H200ZM220 112H221V111H220ZM60 113H61V112H60ZM64 113H65V112H64ZM70 113H71V112H70ZM101 113H102V112H101ZM118 113H117V114H118ZM120 113H121V112H120ZM130 113H131V112H130ZM141 113L143 114V111H142ZM144 113H145V112H144ZM148 113H149V112H148ZM172 113H173V112H172ZM182 113H183V112H182ZM225 113H226V112H225ZM56 114H57V113H56ZM66 114H68V113H66ZM122 114H123V113H122ZM226 114H227V113H226ZM228 114H230V113H228ZM228 114H227V115H228ZM259 114H260V116H261V113H259ZM203 115H204V114H203ZM250 115H251V114H250ZM257 115H258V114H257ZM74 116H75V113H74ZM124 116H125V114H124ZM146 116H147V115H146ZM149 116L151 117V115H149ZM149 116H148V117H149ZM153 116H154V115H153ZM179 116H180V115H179ZM231 116H232V115H231ZM262 116L264 117V114H262ZM262 116H261V117H262ZM62 117H63V116H62ZM66 117H67V116H66ZM66 117H65V118H66ZM81 117H82V116H81ZM148 117H147V118H148ZM186 117H187V116H186ZM203 117H204V116H203ZM258 117H259V115H258ZM123 118H124V117H123ZM138 118H139V117H138ZM138 118H135V119H138ZM142 118H143V117H142ZM192 118H193V117H192ZM196 118H197V117H196ZM229 118H230V117H229ZM237 118H238V117H237ZM56 119H57V118H56ZM74 119H75V118H74ZM92 119H93V118H92ZM149 119H150V118H149ZM182 119H183V118H182ZM193 119H194V118H193ZM201 119H202V118H201ZM204 119H205V118H204ZM204 119H203V120H204ZM214 119H215V118H214ZM240 119H241V118H240ZM258 119H259V118H258ZM53 120H54V118H53ZM93 120H95V119H93ZM122 120H124V119H122ZM139 120H140V119H139ZM150 120H152V119H150ZM157 120H158V119H157ZM189 120H190V118H189ZM219 120H220V119H219ZM261 120H262V119H261ZM263 120H264V119H263ZM22 121H24V120H22ZM65 121H66V120H65ZM96 121H97V120H96ZM125 121H127V120H124V122H125ZM152 121H153V120H152ZM154 121H155V119H154ZM190 121H191V120H190ZM209 121H210V120H209ZM211 121H212V120H211ZM229 121H230V119H229ZM236 121H237V120H236ZM242 121H243V120H242ZM246 121H247V120H246ZM248 121H249V120H248ZM19 122H20V121H19ZM40 122H42V120H41ZM52 122H53V121H52ZM55 122H56V121H55ZM55 122H53V124H54ZM76 122H77V120H76ZM129 122H130V121H129ZM140 122H141V121H140ZM145 122H146V120H145ZM179 122H180V121H179ZM216 122H217V121H216ZM227 122H228V121H227ZM227 122H226V124H227ZM17 123H18V122H17ZM32 123H34V121H33ZM48 123H49V122H48ZM48 123H47V124H48ZM50 123H51V122H50ZM59 123H60V122H59ZM152 123H153V122H152ZM160 123H161V122H160ZM173 123H174V122H173ZM206 123H207V122H206ZM222 123H223V122H222ZM229 123L231 124V122H229ZM233 123H235V122H233ZM251 123H252V122H251ZM53 124H51V125H53ZM68 124H69V123H68ZM73 124H74V123H73ZM79 124H80V123H79ZM79 124H78V126H79ZM138 124H139V123H138ZM199 124H200V123H199ZM223 124H224V123H223ZM223 124H222V125H223ZM230 124H229V125H230ZM235 124H236V123H235ZM252 124H253V123H252ZM24 125H25V124H24ZM30 125H31V124H30ZM54 125H55V124H54ZM56 125H57V124H56ZM80 125H82V123H81ZM83 125H84V124H83ZM99 125H100V124H99ZM144 125H145V124H144ZM148 125H149V123H148ZM151 125H152V124H151ZM173 125H175V124H173ZM180 125H181V124H180ZM204 125H206V124H204ZM204 125H203V127H204ZM227 125H228V124H227ZM243 125H244V124H242V127H243ZM250 125H251V124H250ZM253 125H256V124H253ZM253 125H252V126H253ZM43 126H44V125H43ZM57 126H58V125H57ZM61 126H62V125H61ZM64 126H65V125H64ZM129 126H130V125H129ZM141 126H142V125H141ZM145 126H146V125H145ZM153 126H154V124H153ZM159 126H160V125H159ZM181 126H182V125H181ZM181 126H180V127H181ZM192 126H193V125H192ZM225 126H226V125H225ZM246 126H247V125H246ZM248 126H249V125H248ZM22 127H23V126H22ZM32 127H33V126H32ZM138 127H139V126H138ZM168 127H169V126H168ZM176 127H177V126H176ZM176 127H175V128H176ZM205 127H207V126H205ZM211 127H212V126H211ZM213 127H215V126H213ZM217 127H218V126L216 125V128H217ZM219 127H220V126H219ZM18 128H19V126H18ZM18 128H17V129H18ZM27 128H28V127H27ZM43 128H44V127H43ZM81 128H82V127H81ZM127 128H128V127H127ZM144 128H145V127H144ZM182 128H183V126H182ZM187 128H188V127H187ZM187 128H186V130H187ZM194 128H196V126H195ZM199 128H201V127H199ZM224 128H225V127H224ZM263 128H264V127H263ZM51 129H52V128H51ZM58 129H59V128H58ZM168 129H169V128H168ZM171 129H172V128H171ZM176 129H177V128H176ZM183 129H184V128H183ZM196 129H197V128H196ZM201 129H202V128H201ZM203 129H204V128H203ZM207 129H208V128H206V130H207ZM220 129H221V127H220ZM239 129H240V128H239ZM256 129H257V128H256ZM23 130H24V129H23ZM30 130H31V129H30ZM56 130H57V129H56ZM71 130H72V129H71ZM77 130H78V129H77ZM77 130H76V131H77ZM118 130H120V129H118ZM148 130H149V129H148ZM155 130H156V129H155ZM218 130H219V128H218ZM223 130H224V129H223ZM225 130H228V129L225 128ZM251 130H253V129H251ZM254 130H255V129H254ZM254 130H253V131H254ZM10 131H11V130H10ZM16 131H17V130H16ZM32 131H33V130H32ZM86 131H87V130H86ZM125 131H126V130H125ZM159 131H160V129H159ZM165 131H167V130H165ZM189 131H190V130H189ZM203 131H204V130H203ZM203 131H202V132H203ZM207 131H208V130H207ZM210 131H211V130H210ZM210 131H209V132H210ZM220 131H221V130H220ZM220 131H219V132H220ZM243 131H244V130H243ZM249 131H250V130H249ZM27 132H29V131L27 130ZM33 132H34V131H33ZM35 132H36V131H35ZM35 132H34V133H35ZM56 132H57V131H56ZM198 132H199V131H198ZM205 132H206V131H205ZM211 132H212V131H211ZM216 132H217V131H216ZM49 133H50V132H49ZM86 133H88V132H86ZM165 133H166V132H165ZM186 133H187V132H186ZM188 133H189V132H188ZM192 133H193V132H192ZM31 134H32V133H31ZM36 134H37V132H36ZM40 134H41V133H40ZM44 134H45V133H44ZM52 134H53V133H52ZM75 134H76V133H75ZM129 134H130V133H129ZM217 134H218V133H217ZM237 134H238V133H237ZM241 134H242V133H241ZM247 134H248V133H247ZM261 134H262V133H261ZM116 135H117V134H116ZM131 135H132V134H131ZM143 135H144V134H143ZM167 135H168V134H167ZM190 135H191V134H190ZM190 135H189V136H190ZM213 135H214V134H213ZM215 135H216V134H215ZM230 135H231V134H230ZM39 136H40V135H39ZM58 136H59V135H58ZM86 136H87V139H86V142H85V146L88 148V152H89V154L95 157L96 162L99 163L100 165H102V167H103V169H104V173H105V175H106V178H107L108 182H109V183H112V184H114V185H116V186L119 187L124 193H126V194L129 195V196H131L132 199L135 200V201L137 202V205H139V206H140V205L143 206V205H142L141 191H142V189H143L145 192H147V190L150 191L151 189H150L149 187L146 186V184L142 181V179H141L139 176H137V177H138V181H137V183H136V179H137V178L135 179V183H136L137 185L135 186V183L132 184V183H133V182H132L133 178H132V180L129 178V176L127 175V171H125V170L123 169L122 166L115 164V162L112 160L111 156H110V155H109V154H108L103 148H101V147L99 146V144H98L96 141H94V139H92L91 135H86ZM171 136H172V135H171ZM191 136H192V135H191ZM222 136H223V135H222ZM225 136H226V135H225ZM225 136H224V138H225ZM233 136H234V135H233ZM236 136H237V135H236ZM242 136H243V135H242ZM246 136H247V135H246ZM9 137H10V136H9ZM28 137H29V136H27V138H28ZM31 137H32V136H31ZM33 137H34V136H33ZM105 137H106V136H105ZM148 137H149V136H148ZM150 137H151V136H150ZM152 137H153V133H152ZM155 137H156V136H155ZM164 137H165V136H164ZM172 137H173V136H172ZM199 137H200V136H199ZM209 137H210V136H209ZM209 137L207 136V138H209ZM216 137H217V136H216ZM44 138H45V137H44ZM58 138H59V137H58ZM60 138H61V137H60ZM68 138H69V137H68ZM114 138H115V136H114ZM141 138H143V136H142ZM167 138H168V137H167ZM173 138H175V137H173ZM195 138H196V137H195ZM207 138H206V139H207ZM218 138H219V136H218ZM222 138H223V137H222ZM232 138H233V137H232ZM21 139H22V138H21ZM33 139H35V137H34ZM62 139H63V138H62ZM119 139H120V138H119ZM131 139H132V138H131ZM135 139H136V138H135ZM149 139H150V138H149ZM156 139H157V137H156ZM162 139H163V138H162ZM209 139H210V138H209ZM216 139H217V138H216ZM229 139H230V137H229ZM240 139H241V137H240ZM250 139H251V138H250ZM28 140H29V139H28ZM60 140H61V139H60ZM72 140H73V139H72ZM76 140H77V139H76ZM144 140H145V139H144ZM146 140H147V139H146ZM159 140H160V139H159ZM163 140H164V139H163ZM166 140H167V139H166ZM175 140H176V139H175ZM198 140H199V139H198ZM214 140H215V139H214ZM223 140H225V139H223ZM231 140H232V139H231ZM234 140H235V139H233L232 141H234ZM238 140H239V139H238ZM241 140H242V139H241ZM10 141H11V140H10ZM34 141H35V140H34ZM64 141H65V140H64ZM114 141H115V140H114ZM136 141H137V140H136ZM160 141H161V143L163 142L162 140H160ZM170 141H171V139H170ZM247 141H248V140H247ZM27 142H29V141H27ZM31 142H32V140H31ZM36 142H37V141H36ZM121 142H122V141H121ZM137 142H138V141H137ZM143 142H144V141H143ZM153 142H154V141H153ZM155 142H156V141H155ZM165 142H166V141H165ZM171 142H172V141H171ZM183 142H184V141H183ZM204 142H205V141H204ZM207 142H208V141H207ZM211 142L213 143V141H211ZM217 142H218V141H217ZM220 142H221V141H220ZM226 142H227V140H226ZM235 142H236V140H235ZM238 142H239V141H238ZM241 142H243V141H241ZM255 142H256V141H255ZM258 142H260V140H259ZM263 142H264V140H263ZM13 143H14V141H13ZM22 143H23V142H22ZM39 143H40V142H39ZM65 143H66V142H65ZM134 143H135V142H134ZM167 143H168V142H167ZM172 143H173V142H172ZM172 143H170V144H172ZM180 143H181V142H180ZM180 143H179V144H180ZM230 143H231V142H230ZM8 144H9V142H8ZM29 144H30V142H29ZM32 144H34V143H32ZM151 144H152V141H151ZM154 144H156V143H154ZM162 144H163V143H162ZM164 144H165V143H164ZM176 144H178V143H176ZM179 144H178V145H179ZM217 144H218V143H217ZM224 144H225V143H224ZM228 144H229V143H228ZM231 144H232V143H231ZM239 144H240V143H239ZM253 144H255V143H253ZM256 144H257V143H256ZM23 145H24V144H23ZM23 145H22V146H23ZM43 145H44V144H43ZM149 145H150V144H149ZM166 145H167V144H166ZM166 145H165V147H167V146L169 147V146H170V145H167V146H166ZM197 145H198V144H197ZM197 145H196V146H197ZM38 146H39V144H38ZM58 146H59V145H58ZM133 146H135V145H133ZM133 146H132V147H133ZM184 146H185V145H184ZM212 146H213V145H212ZM218 146H219V145H218ZM238 146H239V145H238ZM248 146H249V145H248ZM256 146H257V145H256ZM6 147H7V146H6ZM19 147H20V146H19ZM32 147H33V146H32ZM32 147H31V148H32ZM48 147H49V146H48ZM56 147H57V146H56ZM137 147H139V146L137 145ZM153 147H154V146H153ZM163 147H164V146H163ZM170 147H171V146H170ZM172 147H173V146H172ZM172 147H171V150H172ZM175 147H176V146H175ZM187 147H189V146H187ZM192 147H193V146H192ZM221 147H222V146H221ZM223 147H224V146H223ZM226 147H227V144H226ZM244 147H245V146H244ZM254 147H255V146H254ZM257 147H258V146H257ZM9 148H10V147H9ZM9 148H8V149H9ZM26 148H27V146H26ZM43 148H44V147H43ZM52 148H53V147H52ZM58 148H59V147H58ZM122 148H124V147H122ZM140 148H142V147H140ZM145 148H147L146 145H145ZM173 148H174V147H173ZM185 148H186V147H185ZM218 148H219V147H218ZM255 148H256V147H255ZM263 148H264V147H263ZM0 149H1V148H0ZM8 149H7V150H8ZM21 149H22V148H21ZM33 149H34V148H33ZM46 149H47V147H46ZM54 149H56V148H54ZM130 149H131V148H130ZM134 149H135V148H134ZM138 149H139V148H138ZM154 149H155V147H154ZM159 149H161V148H157V150H159ZM180 149H181V148H180ZM187 149H188V148H187ZM201 149H203V148L201 147ZM208 149H210V148H208ZM232 149H233V148H232ZM244 149H248V148L245 147ZM249 149H251V148H249ZM258 149H259V148H258ZM17 150H19V149H17ZM47 150H48V149H47ZM51 150H52V149H51ZM86 150H87V149H86ZM147 150H148V149H147ZM147 150H146V151H147ZM149 150H150V149H149ZM164 150H165V148H164ZM176 150H177V149H176ZM182 150H183V149H182ZM184 150H185V149H184ZM188 150H190V149H188ZM192 150H193V149H192ZM205 150H207V149H205ZM239 150H240V149H239ZM239 150H237V151H239ZM252 150H253V148H252ZM256 150H257V149H256ZM5 151H6V150H5ZM10 151H11V150H10ZM138 151H139V150H138ZM140 151H141V150H140ZM154 151H155V150H154ZM177 151H178V150H177ZM186 151H187V150H185V152H186ZM197 151H198V150H197ZM199 151H200V150H199ZM208 151H209V150H208ZM223 151H224V149H223ZM226 151H227V150H226ZM250 151H251V150H250ZM250 151H249V152H250ZM253 151H254V150H253ZM67 152H68V151H67ZM166 152H167V149H166ZM183 152H184V151H183ZM191 152H192V151H191ZM191 152H190V153H191ZM204 152H206V151H203V152H201V153H204ZM210 152H211V151H209L208 153L206 152V153L209 154ZM214 152H215V151H214ZM232 152H233V151H232ZM4 153H5V152H4ZM12 153H13V152H12ZM17 153H18V151H17ZM19 153H20V152H19ZM24 153H25V152H24ZM122 153H123V152H122ZM122 153H121V154H122ZM124 153H125V152H124ZM128 153H129V152H128ZM149 153H150V152H149ZM152 153H156V152H152ZM169 153H170V150H169ZM199 153H200V152H199ZM217 153H218V152H217ZM225 153H226V152H225ZM225 153H224V154H225ZM228 153H229V150H228ZM228 153H227V154H228ZM251 153H252V152H251ZM256 153H257V152H256ZM256 153H255V155H257ZM259 153L261 154V151H260ZM263 153H264V152H263ZM21 154L23 155V152H22ZM121 154H120V155H121ZM129 154H130V153H129ZM174 154H175V153H174ZM183 154H184V153H183ZM194 154H195V153H194ZM207 154H206V155H207ZM233 154H234V153H233ZM235 154H236V153H235ZM237 154H238V153H237ZM244 154H245V153H244ZM244 154H243V156H244ZM247 154H248V152H247ZM50 155H51V154H50ZM175 155L177 156V154H175ZM178 155H179V154H178ZM187 155H188V154H187ZM197 155H198V153H197ZM197 155H196V156H197ZM201 155H202V154H201ZM229 155H230V154H229ZM248 155H249V154H248ZM258 155H259V154H258ZM262 155H263V154H262ZM262 155H261V156H262ZM13 156L15 157V154H14ZM13 156H12V158H13ZM24 156H26V155H24ZM30 156H31V154H30ZM39 156H40V154H39ZM127 156H128V155H127ZM152 156H154V155H152ZM157 156H158V155H157ZM198 156H199V155H198ZM204 156H205V154L203 155V157H204ZM233 156H234V155H233ZM251 156H252V155H251ZM263 156H264V155H263ZM26 157H27V156H26ZM81 157H82V156H81ZM87 157H88V156H87ZM89 157H90V156H89ZM128 157H129V156H128ZM146 157H147V156H146ZM148 157H149V156H148ZM154 157H156V156H154ZM167 157H168V156H167ZM171 157H172V156H171ZM182 157H183V156H182ZM217 157H219V156H217ZM221 157H222V156H221ZM223 157H224V156H223ZM246 157L248 158V156H246ZM24 158H25V157H23V159H24ZM42 158H43V157H42ZM69 158H70V157H69ZM114 158H115V157H114ZM119 158H120V157H119ZM119 158H118V159H119ZM122 158H123V157H122ZM134 158H135V157H134ZM168 158H169V157H168ZM180 158H181V157H180ZM211 158H212V157H211ZM227 158H228V157H227ZM237 158H238V157H237ZM262 158H263V157H262ZM262 158H261V159H262ZM0 159H1V158H0ZM2 159H3V158H2ZM27 159H28V158H27ZM39 159H40V158H39ZM56 159H57V158H56ZM84 159H85V158H84ZM144 159H145V158H143V161H144ZM150 159H152L151 156H150ZM172 159H173V158H172ZM178 159H179V158H178ZM187 159H188V157H187ZM220 159H221V158H220ZM228 159H229V158H228ZM235 159H236V156H235ZM255 159H256V158H255ZM14 160H15V159H13V161H14ZM40 160H41V159H40ZM48 160H49V159H47V161H48ZM69 160H70V159H69ZM87 160H88V159H87ZM140 160H141V159H140ZM158 160H159V159H158ZM184 160L187 161L186 158H184ZM194 160H195V159H192L191 161H194ZM248 160H249V158H248ZM258 160H259V158H258ZM34 161H35V160H34ZM37 161H38V160H37ZM150 161H152V160H150ZM161 161H162V160H161ZM172 161H173V160H172ZM174 161H176V160H174ZM179 161H180V160H179ZM196 161H198V158H197ZM196 161H195V163H196ZM200 161H201V160H200ZM251 161H252V159H251ZM25 162H27V164H28V161H27V160H26ZM51 162H52V161H51ZM89 162H90V161H89ZM122 162H123V160H122ZM124 162H125V161H124ZM130 162H131V161H130ZM138 162H139V160H138ZM154 162L157 163V161H154ZM163 162H164V161H163ZM189 162H190V161H189ZM201 162H202V161H201ZM207 162H208V161H207ZM210 162H211V160H210ZM215 162H216V161H215ZM217 162H218V161H217ZM217 162H216V163H217ZM219 162H220V161H219ZM226 162H227V161H226ZM230 162H231V161H230ZM230 162H229V163H230ZM234 162H235V161H234ZM244 162H245V160H244ZM15 163H16V162H14L12 166H14ZM18 163H19V162H18ZM42 163H43V162H42ZM67 163H68V161H67ZM73 163H74V162H72V164H73ZM140 163H141V161H140ZM145 163H148V162H145ZM197 163H199V161H198ZM213 163H214V162H213ZM246 163H247V162H246ZM259 163H260V162H259ZM259 163H257V164H259ZM6 164H7V163H6ZM8 164H9V163H8ZM19 164H20V163H19ZM37 164H38V163H37ZM46 164H47V162H46ZM50 164H51V163H50ZM75 164H76V163H75ZM75 164H74V165H75ZM82 164H83V163H82ZM125 164H126V163H125ZM164 164H165V163H164ZM169 164H170V163H169ZM172 164L175 165V162L172 163ZM172 164H171V167L173 166ZM176 164H178V162H177ZM179 164H180V163H179ZM201 164H202V163H201ZM218 164H219V163H218ZM220 164H221V163H220ZM227 164H228V162H227ZM230 164H232V163H230ZM241 164H243V163H241ZM261 164H262V162H261ZM21 165H22V164H21ZM21 165H20V166H21ZM23 165H24V164H23ZM41 165H42V164H41ZM43 165H44V164H43ZM128 165H129V164H128ZM141 165L143 166V164H141ZM146 165H147V164H146ZM149 165H150V164H149ZM157 165H158V164H157ZM185 165H186V164H185ZM216 165H217V164H216ZM234 165H237V164H234ZM245 165H246V164H245ZM245 165H244V167H245ZM251 165H252V164H251ZM27 166H28V165H27ZM44 166H45V165H44ZM53 166H54V165H53ZM58 166H59V164H58ZM67 166H68V165H67ZM83 166H85V165H83ZM129 166H130V165H129ZM151 166H152V165H151ZM161 166H162V165H161ZM161 166H160V167H161ZM169 166H170V165H168V167H169ZM180 166H181V165H180ZM186 166H188V165H186ZM186 166H185V167H186ZM204 166H206V164H205ZM212 166H213V165H212ZM252 166H253V165H252ZM263 166H264V165H263ZM16 167H17V166H16ZM35 167H37V166H35ZM39 167H40V166H39ZM46 167H47V166H46ZM48 167H49V166H48ZM81 167H82V166H81ZM81 167L78 166V169L81 168ZM154 167H155V166H154ZM157 167H158V166H157ZM173 167H174V166H173ZM177 167H179V166L177 165ZM177 167H176V168H177ZM195 167H196V166H195ZM198 167H199V166H198ZM200 167H201V166H200ZM208 167H210V166H208ZM223 167H224V165H223ZM226 167H227V166H226ZM236 167H237V166H236ZM240 167H242V165H241ZM240 167H239V168H240ZM0 168H1V166H0ZM3 168H4V167H3ZM20 168H21V167H20ZM83 168H84V167H83ZM87 168H88V170H90L89 167H87ZM132 168H134V167H132ZM152 168H153V167H152ZM166 168H167V167H166ZM169 168H170V167H169ZM179 168H180V167H179ZM203 168H205V167H203ZM203 168H202V169H203ZM227 168H229V167H227ZM237 168H238V167H237ZM246 168H247V167H246ZM257 168H258V167H257ZM14 169H16V168H14ZM21 169H22V168H21ZM24 169H25V168H24ZM43 169H44V167H43ZM53 169H55V168H53ZM57 169H58V168H57ZM76 169H77V167H76ZM85 169H86V168H85ZM93 169H94V167H93ZM126 169H127V167H126ZM148 169H150V168H148ZM155 169H157V168H155ZM158 169H159V168H158ZM174 169H175V168H173V170H174ZM180 169H181V168H180ZM192 169H193V168H192ZM196 169H197V168H196ZM208 169H209V168H208ZM216 169H217V168H216ZM219 169L221 170V168H219ZM232 169H233V168H232ZM235 169H236V168H235ZM241 169H242V168H241ZM259 169H260V168H259ZM41 170H42V169H41ZM44 170H45V169H44ZM46 170H48V169H46ZM55 170H56V169H55ZM82 170H83V169H82ZM130 170H131V168H130ZM161 170H162V169H161ZM164 170H165V169H164ZM171 170H172V169H171ZM171 170H170V171H171ZM175 170H176V169H175ZM177 170H178V168H177ZM197 170L199 171V169H197ZM200 170H201V168H200ZM210 170H211V169H210ZM222 170H223V169H222ZM227 170H228V169H227ZM34 171H35V170H34ZM37 171H38V170H37ZM48 171H49V170H48ZM71 171H72V169H71ZM71 171H70V172H71ZM79 171L81 172V170H79ZM83 171H84V170H83ZM136 171H137V170H136ZM144 171H145V170H144ZM158 171H159V170H158ZM167 171H168V170H167ZM178 171H179V170H178ZM181 171H182V170H181ZM184 171H185V170H184ZM184 171H183V172H184ZM198 171H197V172H198ZM202 171H203V170H202ZM205 171H206V169H205ZM207 171H209V170H207ZM215 171H216V170H215ZM234 171H235V170H234ZM236 171H237V170H236ZM11 172H12V171H11ZM24 172L28 173V171H26V170H24ZM40 172H41V171H39V173H40ZM51 172H52V171H51ZM75 172H76V171H75ZM77 172H78V171H77ZM77 172H76V174H77ZM88 172H89V171H88ZM90 172H91V171H90ZM93 172H94V171H93ZM132 172H133V171H132ZM149 172H150V171H149ZM155 172H156V171H155ZM176 172H177V171H176ZM190 172H191V171H190ZM218 172H219V171H218ZM220 172H222V171H220ZM256 172H257V170H256ZM22 173H23V172H22ZM49 173H50V172H49ZM94 173H97V172H94ZM133 173H134V172H133ZM137 173H138V172H137ZM146 173H147V172H146ZM152 173H153V172H150V177H151V174H152ZM157 173H159V172H157ZM160 173H161V172H160ZM167 173H169V172H167ZM180 173H181V172H180ZM192 173H193V172H192ZM204 173H205V172H204ZM222 173H223V172H222ZM222 173H221V174H222ZM262 173H263V172H262ZM14 174H15V173H14ZM35 174H36V173H35ZM44 174H45V173H44ZM47 174H48V173H47ZM71 174H72V173H71ZM85 174H86V173H85ZM85 174H84V175H85ZM87 174H88V173H87ZM89 174H90V173H89ZM92 174H93V173H92ZM178 174H179V173H178ZM193 174H194V173H193ZM196 174H197V173H196ZM200 174H201V172H200ZM236 174H237V173H236ZM37 175H38V174H37ZM45 175H46V174H45ZM52 175H55V174H52ZM52 175H51V176H52ZM59 175H60V174H59ZM74 175H75V174H74ZM82 175H83V174H82ZM98 175H99V174H98ZM98 175H97V177H99ZM157 175H158V174H157ZM157 175H156V176H157ZM216 175H217V174H216ZM247 175H248V174H247ZM20 176H21V175H20ZM28 176H29V175H28ZM38 176H39V175H38ZM40 176H41V175H40ZM90 176H91V175H89V177H90ZM92 176H93V175H92ZM134 176H135V175H134ZM140 176H143V175H140ZM145 176H146V175H145ZM152 176H153V175H152ZM169 176H170V175H169ZM174 176H176V175H174ZM174 176H173V177H174ZM179 176H180V174H179ZM179 176H178V177H179ZM183 176H184V175H183ZM186 176H187V175H186ZM191 176H192V175L190 174V177H191ZM194 176H195V174H194ZM199 176H200V175H199ZM208 176H209V175H208ZM214 176H215V175H214ZM221 176H222V175H221ZM234 176H235V175H234ZM31 177H32V176H31ZM34 177H36V175H35ZM48 177H50V176L48 175ZM74 177H75V176H74ZM74 177H73V178H74ZM85 177H86V175H85ZM85 177H83L84 180H85ZM89 177H88V178H89ZM94 177H95V176H94ZM100 177H101V176H100ZM143 177H144V176H143ZM171 177H172V176H171ZM178 177H177V179H179V178L181 179V177H179V178H178ZM203 177H204V176H202V178H203ZM223 177H224V176H223ZM223 177H220V178H223ZM235 177H236V176H235ZM237 177H238V176H237ZM41 178H42V177H41ZM44 178H46V177H44ZM44 178H43V179H44ZM83 178H82V179H83ZM92 178H93V177H92ZM92 178H91V179H92ZM95 178H96V177H95ZM167 178H168V177H167ZM182 178H183V177H182ZM184 178H185V176H184ZM193 178H194V177H193ZM193 178H191V179H193ZM225 178H226V177H225ZM228 178H229V176H228ZM240 178H241V177H239V179H240ZM263 178H264V176H263ZM11 179H12V177H11ZM29 179H30V178H29ZM48 179H49V178H48ZM48 179H47V180H48ZM74 179H75V178H74ZM77 179H79V178H77ZM89 179H90V178H89ZM143 179H144V178H143ZM168 179H170V177H169ZM173 179H174V178H173ZM173 179H171V180H173ZM188 179H189V178H188ZM188 179H187V180H188ZM200 179H201V177H200ZM214 179H215V178H214ZM226 179H227V178H226ZM235 179H236V178H235ZM235 179H234V181H237V180H235ZM49 180H50V179H49ZM51 180H52V179H51ZM55 180H56V178H55ZM164 180H166V178H165ZM171 180H170V181H171ZM174 180H175V179H174ZM185 180H186V179H185ZM203 180H204V179H203ZM203 180H202V181H203ZM240 180H241V179H240ZM250 180H251V179H250ZM26 181H27V180H26ZM45 181H46V180H45ZM53 181H54V180H53ZM57 181H58V180H57ZM76 181H77V180H76ZM79 181H80V179H79ZM82 181H83V180H82ZM85 181H86V180H85ZM85 181H84V182H85ZM145 181L148 182V181H150V180L147 179V180H145ZM156 181H157V180H156ZM192 181H193V180H192ZM195 181H197V180H195ZM218 181H219V180H218ZM224 181H225V180H224ZM232 181H233V180H232ZM241 181H242V180H241ZM262 181H263V180H262ZM13 182H14V181H13ZM47 182H48V181H47ZM87 182H88V181H87ZM90 182H91V180H90ZM90 182H89V183H90ZM183 182H184V181H183ZM207 182H208V181H207ZM248 182H249V181H248ZM252 182H253V181H252ZM59 183H60V182H59ZM75 183H76V182H75ZM77 183H78V181H77ZM92 183H93V182H92ZM94 183H95V182H94ZM94 183H93V184H94ZM148 183H151V182H148ZM154 183H155V182H154ZM185 183H186V181L184 182V184H185ZM191 183H192V182H191ZM199 183H200V182H199ZM214 183H215V181H214ZM220 183H221V182H220ZM230 183H231V182H230ZM261 183H262V182H261ZM31 184H32V183H31ZM79 184H80V183H79ZM85 184H86V182H85ZM100 184H101V183H100ZM181 184H182V182H181ZM194 184H195V182H194ZM217 184H218V183H217ZM221 184H222V183H221ZM226 184H227V183H226ZM228 184H229V182H228ZM228 184H227V185H228ZM232 184H233V183H232ZM234 184H235V183H234ZM262 184H264V183H262ZM29 185H30V184H29ZM29 185H28V186H29ZM33 185H34V184H33ZM42 185H44V184H42ZM46 185H47V184H46ZM51 185H52V184H51ZM65 185H66V184H65ZM73 185H74V183H73ZM77 185H78V184H77ZM86 185H87V184H86ZM152 185H153V184H152ZM152 185H151V186H152ZM155 185H156V184H155ZM164 185H165V184H164ZM164 185H163V187H164ZM190 185H191V184H190ZM198 185H200V184H197L196 187H197ZM209 185H210V184H209ZM209 185H208V186H209ZM211 185H214V184L211 183ZM211 185H210V186H211ZM215 185H216V184H215ZM241 185H242V183H241ZM241 185H240V187H241ZM34 186H36V185H34ZM34 186H33V187H34ZM48 186H49V185H48ZM54 186H55V184H54ZM70 186H71V185H70ZM79 186H80V185H79ZM81 186H82V185H81ZM83 186H84V184H83ZM91 186H94V185H91ZM111 186H112V185H111ZM111 186H110V187H111ZM186 186H187V185H186ZM201 186H202V185H200L199 188H200ZM229 186H230V185H229ZM229 186H228V187H229ZM242 186H243V185H242ZM36 187H37V186H36ZM57 187H58V185H57ZM66 187H67V186H66ZM74 187H75V186H73V188H74ZM86 187H87V186H85V188H86ZM103 187H104V186H103ZM106 187H107V186H106ZM106 187H105V188H106ZM159 187H160V186H159ZM163 187H162V189H163ZM180 187H181V186H180ZM196 187H195L194 189H196ZM205 187H206V186H205ZM211 187H212V186H211ZM225 187H226V186H225ZM21 188H22V187H21ZM27 188H28V187H27ZM29 188H30V187H29ZM47 188H48V187H47ZM51 188H52V187H51ZM54 188H55V187H54ZM76 188L78 189V187H76ZM93 188H94V187H93ZM96 188H97V187H96ZM153 188H155V187H153ZM153 188H152V189H153ZM164 188H165V187H164ZM182 188H183V187H182ZM231 188H232V187H231ZM242 188H243V187H242ZM244 188H246V187H244ZM249 188H251V187L249 186ZM249 188H248V189H249ZM256 188H257V187H256ZM259 188H260V187H259ZM13 189L15 190V188H13ZM23 189H24V188H23ZM23 189H22V190H23ZM37 189H38V188H37ZM40 189H41V188H40ZM58 189H59V188H58ZM58 189L56 188V190H58ZM61 189H62V188H61ZM74 189H75V188H74ZM86 189H88V188H86ZM103 189H104V188H103ZM103 189H102V190H103ZM156 189H157V188H156ZM165 189H166V188H165ZM165 189H164V190H165ZM188 189H189V188H188ZM202 189H204V188L202 187ZM222 189H223V188H222ZM227 189H228V188H227ZM233 189H234V188H233ZM246 189H247V188H246ZM254 189H255V188H254ZM254 189H253V190H254ZM260 189H261V188H260ZM18 190H19V189H18ZM24 190H25V189H24ZM27 190H28V189H27ZM49 190H50V188H49ZM49 190H48V191H49ZM69 190H70V189H69ZM91 190H92V189H91ZM95 190L97 191V189H95ZM95 190H94V191H95ZM102 190H101V191H102ZM112 190H113V189H112ZM115 190H116V189H115ZM158 190H159V189H158ZM171 190H172V189H171ZM178 190H179V189H178ZM196 190H198V187H197ZM200 190H201V188H200ZM205 190H206V188H205ZM207 190H208V189H207ZM212 190H213V189H212ZM19 191H20V190H19ZM19 191H18V192H19ZM44 191H46V190H44ZM44 191H43V192H44ZM59 191H60V190H59ZM72 191H73V190H72ZM72 191H70V192H72ZM94 191H93V193H94ZM96 191H95V193H96ZM154 191H156V190H154ZM161 191H162V190H161ZM168 191H169V190H168ZM254 191H256V190H254ZM11 192H12V191H11ZM14 192H15V191H14ZM26 192H27V191H26ZM26 192H25V193H26ZM49 192H50V191H49ZM57 192H58V191H57ZM80 192H81V191H80ZM99 192H100V191H99ZM114 192H115V194H116V191H114ZM142 192H143V191H142ZM158 192H159V191H158ZM165 192H166V191H165ZM179 192H180V191H179ZM185 192H186V191H185ZM216 192H217V190H216ZM221 192H222V193H226V192H223V191H221ZM231 192H232V189H231ZM231 192H230V193H231ZM3 193H4V189H3ZM3 193H2V194H3ZM5 193H6V192H5ZM39 193H40V192H39ZM41 193H42V192H41ZM41 193H40V194H41ZM54 193H56V192H54ZM58 193L60 194V192H58ZM58 193H57V194H58ZM105 193H106V192H105ZM117 193H118V192H117ZM143 193H144V192H143ZM161 193H162V192H161ZM187 193H188V192H187ZM207 193H208V192H207ZM230 193H229V194H230ZM7 194H8V193H7ZM10 194H14V193H10ZM18 194H19V193H18ZM21 194H22V193H21ZM51 194H52V193H50V196H51ZM59 194H58V195H59ZM62 194H64V193L62 192ZM72 194H73V193H72ZM79 194H80V193H79ZM81 194H83V196L87 197V196L85 195V194H86V193H85V189L82 190V193H81ZM108 194H109V193H108ZM115 194L113 193V195H115ZM118 194H119V193H118ZM144 194H145V193H144ZM144 194H143V195H144ZM191 194H192V192H191ZM205 194H206V193H205ZM211 194H212V193H211ZM211 194H210V195H211ZM15 195H16V194H15ZM22 195H23V194H22ZM22 195H21V200H22V197L24 196V195H23V196H22ZM28 195H30V194H28ZM36 195H37V194H36ZM41 195H42V194H41ZM46 195H48V192H47ZM53 195H55V194H53ZM53 195H52V196H53ZM73 195H74V194H73ZM92 195H93V194H92ZM92 195H91V196H92ZM111 195H112V194H111ZM111 195H108V196H111ZM116 195H117V194H116ZM119 195H120V194H119ZM148 195H149V194H148ZM151 195H154V194L152 193ZM151 195H150V196H151ZM157 195H158V194H157ZM188 195H190V194H188ZM201 195H202V194H201ZM224 195H225V194H224ZM259 195H260V194H259ZM261 195H262V194H261ZM2 196H3V195H2ZM12 196H13V195H12ZM17 196H18V195H17ZM19 196H20V195H19ZM30 196H31V195H30ZM50 196H49V198L51 199ZM75 196H76V195H75ZM83 196H82L81 198H83ZM88 196H89V195H88ZM106 196H107V195H106ZM124 196H125V195H124ZM161 196H162V195H160V198H161ZM164 196L167 197V199H169L168 196H166V195H164ZM185 196H187V195H185ZM196 196H197V194H196ZM199 196H200V194H199ZM218 196H219V195H218ZM254 196H255V195H254ZM7 197H8V196H7ZM25 197H26V196H25ZM45 197H46V196H45ZM89 197H90V196H89ZM100 197H102V196H100ZM100 197H99L98 199H96V200H99V201H100ZM117 197H119V196H117ZM120 197H121V196H120ZM126 197H127V196H126ZM126 197H125V198H126ZM148 197H149V196H148ZM148 197H146V199H148ZM165 197H164V200H165ZM188 197H189V196H188ZM194 197H195V196H194ZM201 197H202V196H201ZM211 197H212V196H211ZM211 197H210V198H211ZM214 197H215V196H214ZM255 197H256V196H255ZM255 197H254V200L257 198V197L255 198ZM259 197H260V196H259ZM261 197H262V196H261ZM1 198H2V197H1ZM34 198H35V197H34ZM40 198H41V197H40ZM49 198H48V199H49ZM54 198H56V197L54 196ZM54 198H52V199L54 200ZM66 198H67V197H66ZM81 198H79L80 201H81ZM114 198H116V197H114ZM123 198H124V197H123ZM125 198H124V199H125ZM154 198H156V197H154ZM206 198H207V197H206ZM218 198H219V197H218ZM223 198H224V197H223ZM5 199H6V196H5ZM15 199H16V198H15ZM28 199H29V198H28ZM38 199H39V198H38ZM41 199H42V198H41ZM45 199L47 200V198H45ZM45 199H44V201H45ZM50 199H49V202H50ZM58 199H59V197H58ZM58 199H57V200H58ZM63 199H64V198H63ZM68 199H69V198H68ZM76 199H77V198H76ZM79 199H78V201H79ZM84 199H85V198H83V201H81L82 204H83V202H84ZM104 199H105V198H104ZM104 199H103V200H104ZM111 199H112V198H111ZM117 199H118V198H117ZM119 199H121V198H119ZM127 199H128V198H127ZM127 199H126V200H127ZM151 199H152V198H151ZM167 199H166V200H167ZM198 199H199V198H198ZM202 199H203V198H202ZM202 199H201V200H202ZM204 199H205V198H204ZM204 199H203V200H204ZM208 199H209V198H208ZM232 199H233V198H232ZM29 200H31V199H29ZM60 200H61V199H60ZM106 200H107V199H106ZM113 200H114V199H113ZM126 200H125V201H126ZM156 200H157V199H156ZM160 200H161V199H160ZM192 200H193V199H192ZM201 200H200V201H201ZM212 200H213V199H212ZM212 200H211V201H212ZM221 200H223V199L221 198ZM233 200H235V199H233ZM249 200H250V199H249ZM256 200H257V199H256ZM7 201H8V200H7ZM14 201H15V200H14ZM32 201H33V200H32ZM55 201H56V199H55ZM61 201H62V200H61ZM61 201H60V202H61ZM99 201H97V203H98ZM119 201H120V200H119ZM119 201L116 200L117 203H118ZM128 201H129V200H128ZM181 201H183V200H181ZM187 201H188V200H187ZM193 201H194V200H193ZM213 201H215V199H214ZM213 201H212V202H213ZM231 201H232V200H231ZM236 201H237V200H236ZM239 201H240V200H239ZM239 201H238L237 203H236L235 201H234V202H235L236 204H239ZM250 201H251V200H250ZM261 201H263V200H261ZM41 202H42V200H41ZM49 202H48V203H49ZM52 202L54 203V201H52ZM56 202H57V201H56ZM63 202H64V201H63ZM63 202H62V203H63ZM81 202H79V204H80ZM94 202H95V200H94ZM94 202H93V205H94V204L96 205L97 203H94ZM105 202H106V201H105ZM114 202H115V201H114ZM121 202H122V201H121ZM132 202H133V201H132ZM157 202H158V201H157ZM161 202H164V201H161ZM168 202H169V200H168ZM178 202H179V201H178ZM209 202H210V201H209ZM209 202H208V203H209ZM217 202H219V201H217ZM224 202H226V201L224 200L223 203H224ZM234 202H233V203H234ZM251 202H253V201H251ZM251 202H250V203H251ZM18 203H19V202H18ZM20 203H22V201H21ZM29 203H30V202H29ZM31 203H32V202H31ZM31 203H30V204H31ZM48 203H47V204H48ZM72 203H73V202H72ZM72 203L70 202V205H71ZM86 203H87V202H86ZM88 203H89V202H88ZM124 203H125V202H124ZM124 203H122V204H124ZM145 203L148 204L147 200H146ZM181 203H182V202H181ZM186 203H187V202H186ZM188 203H190V202L188 201ZM204 203H205V201H204ZM221 203H222V201H221ZM226 203L228 204V202H226ZM226 203H225V204H226ZM242 203H243V202H242ZM12 204H13V203H12ZM23 204H24V203H23ZM25 204H27V203H25ZM35 204H36V201H35ZM40 204H41V203H40ZM44 204H45V203H44ZM44 204L42 203V206H43ZM49 204H50V203H49ZM54 204H55V203H54ZM54 204H52V205H54ZM60 204H61V203H60ZM60 204H59V205H60ZM91 204H92V203H91ZM109 204H110V203H109ZM120 204H121V203H120ZM192 204H193V203H192ZM219 204H220V203H219ZM240 204H241V203H240ZM247 204H248V203H247ZM253 204H255V203L253 202ZM17 205H18V204H17ZM19 205H20V204H19ZM31 205H32V204H31ZM52 205H51V208H52ZM59 205L57 204V206H59ZM61 205H62V204H61ZM61 205H60V206H61ZM83 205H85V203H84ZM107 205H108V203H107ZM114 205H117V204H114ZM114 205H113V206H114ZM125 205H127V204H125ZM130 205H132V203H131ZM130 205H129V206H130ZM133 205H134V204H133ZM148 205H150V203H149ZM148 205H147V206H148ZM162 205H163V203H162ZM165 205H166V204H165ZM167 205H168V204H167ZM179 205H180V204H179ZM179 205H178V206H179ZM181 205H184V204H181ZM185 205H186V204H185ZM188 205H189V204H188ZM194 205H195V204H194ZM206 205H208V206L211 205V202H210L209 204L206 203ZM214 205H215V204H214ZM250 205L252 206V204H250ZM257 205H258V204H257ZM0 206H1V205H0ZM5 206H6V205H5ZM28 206H29V205H28ZM38 206H39V205H38ZM42 206H41V207H42ZM44 206H46V204H45ZM54 206H55V205H54ZM54 206H53V207H54ZM57 206H56V208H59V207H60V206H59V207H57ZM62 206H64V205H62ZM79 206H80V205H79ZM96 206H97V205H96ZM98 206H99V205H98ZM100 206H101V205H100ZM100 206H99V207H100ZM127 206H128V205H127ZM139 206H138L137 208H139ZM141 206H140V207H141ZM144 206H145V205H144ZM152 206H153V204H152ZM176 206H177V205H176ZM186 206H187V205H186ZM195 206H196V205H195ZM204 206H205V205H204ZM212 206H213V204H212ZM245 206H246V205H245ZM255 206H256V205H255ZM258 206H260V205H258ZM262 206H263V205H262ZM1 207H2V206H1ZM31 207H32V206H31ZM68 207H70V206H68ZM68 207L66 206L67 210H68ZM72 207H74V205H72ZM81 207H82V205H81ZM81 207H80V208H81ZM88 207H90V206H86V208H88ZM115 207H116V206H115ZM124 207H125V206H124ZM132 207H133V206H130L129 208H132ZM148 207H150V206H148ZM156 207H157V206H156ZM180 207H181V206H180ZM190 207H191V206H190ZM198 207H199V206H198ZM205 207H206V206H205ZM217 207H219V206H216V208H217ZM225 207H226V206H225ZM239 207H240V206H239ZM239 207H238V208H239ZM247 207H248V206H247ZM253 207H254V206H253ZM260 207H261V206H260ZM12 208H14V207H11V209H12ZM22 208H23V206H22ZM22 208H21V210H22ZM25 208L28 209L27 206H26ZM45 208H46V207H45ZM56 208L54 207V209H56ZM62 208H63V207H62ZM86 208H85V209H86ZM96 208H97V207H96ZM96 208H95V211H96ZM105 208H107V207H105ZM113 208H114V207H113ZM120 208H121V207H120ZM125 208H126V207H125ZM137 208H136V210H137ZM143 208H145V207H143ZM158 208H159V204H158ZM165 208L167 209V207H165ZM165 208H164V210H165ZM177 208H178V209H177V212L175 211L174 208H173V209H174L173 212L175 211L176 213H178L179 207H177ZM182 208H183V207H182ZM185 208H186V207H185ZM192 208H193V207H192ZM206 208H207V207H206ZM219 208H221V207H219ZM230 208H231V207H230ZM254 208H255V207H254ZM262 208H264V207H262ZM9 209H10V208H9ZM17 209H18V208H17ZM17 209H16V210H17ZM23 209H24V208H23ZM34 209H35V208H34ZM34 209L32 208V210H34ZM47 209H49V208L47 207L45 210H47ZM59 209H60V208H59ZM59 209H57V210H59ZM72 209H74V208H72ZM83 209H84V208H83ZM93 209H94V208H93ZM122 209H123V208H122ZM122 209H119V210H121V212L118 211L119 214L122 213ZM155 209H156V208H155ZM180 209H181V208H180ZM207 209H209V208H207ZM210 209H212V208H210ZM217 209H218V208H217ZM225 209H226V208H225ZM6 210H7V209H6ZM24 210H25V209H24ZM64 210H65V209H64ZM78 210H79V209H78ZM86 210H87V209H86ZM86 210H85V211H86ZM97 210H98V209H97ZM101 210L103 211V209H101ZM111 210H112V209H110V211H111ZM126 210H127V209H125V212H126ZM132 210H133V208H132ZM132 210L129 209L130 212H131ZM139 210H140V208H139ZM142 210H143V209H142ZM185 210H186V209H185ZM185 210H184V211H185ZM196 210H197V208H196ZM228 210H229V209H228ZM228 210L226 209V211H228ZM252 210L254 211V210H256V209H252ZM252 210H251V211H252ZM3 211H4V210H3ZM3 211H1V212H3ZM37 211H38V209H37L35 212H37ZM47 211H48V210H47ZM54 211H55V210H54ZM68 211H70V210H68ZM72 211H73V210H72ZM83 211H84V210H83ZM87 211L89 212V210H87ZM105 211H106V210H105ZM107 211H108V210H107ZM123 211H124V210H123ZM144 211H145V210H144ZM148 211H149V210H148ZM150 211H151V210H150ZM189 211H190V209H189ZM189 211H188V212H189ZM191 211H192V210H191ZM191 211H190V212H191ZM197 211H198V210H197ZM208 211H209V210H208ZM213 211H215V210H213ZM224 211H225V210H224ZM224 211H223V212H224ZM248 211H249V210H248ZM251 211H250V213H251ZM260 211H261V210H260ZM33 212H34V211H33ZM35 212H34V213H35ZM41 212H42V210H41ZM44 212H45V211H44ZM48 212H49V211H48ZM55 212H56V211H55ZM59 212H60V211H59ZM90 212H91V211H90ZM99 212H100V211H99ZM114 212H115V210H114ZM137 212H138V211H137ZM154 212H155V211H154ZM182 212H183V211L181 210V213H182ZM190 212H189V214L191 215ZM194 212H195V211H193V213H194ZM205 212H206V210H205ZM216 212H217V211H216ZM240 212H241V211H240ZM242 212H243V211H242ZM242 212H241V213H242ZM23 213H24V212H23ZM23 213H21V214H23ZM25 213H26V212H25ZM27 213H28V212H27ZM50 213H51V211H50ZM53 213H54V212H52V214H50V215L48 214L49 217H50V218L48 217L49 220L51 219V215H52L53 217H55V215H53ZM57 213H58V212H57ZM66 213H67V212H66ZM108 213H109V212H108ZM116 213H117V212H116ZM128 213H129V212H128ZM139 213H140V212H139ZM144 213H145V212H144ZM144 213H143V215H144ZM148 213H149V212H148ZM148 213H147L146 215H148ZM171 213H172V211H171ZM179 213H180V211H179ZM179 213H178V216H180ZM185 213H187V212H185ZM185 213H182V214L185 215ZM196 213H197V212H196ZM243 213H244V212H243ZM248 213H249V212H248ZM253 213H254V212H253ZM253 213H252V214H253ZM257 213H258V212H257ZM260 213H262V212H260ZM0 214H1V213H0ZM21 214H19V216H20ZM44 214H45V213H44ZM58 214H59V213H58ZM58 214H57V215H58ZM60 214H62V213H60ZM63 214H64V213H63ZM67 214H68V213H67ZM67 214H66V215H67ZM70 214H71V213H70ZM84 214H86V212H85ZM95 214H96V213H95ZM105 214H107V213H105ZM105 214H104V215H105ZM109 214H110V213H109ZM109 214H108V216H109ZM114 214H115V213H114ZM123 214H124V213H123ZM123 214H121V215H123ZM126 214H127V213H126ZM133 214H134V213H133ZM135 214H136V213H135ZM150 214H151V213H150ZM163 214H164V213H163ZM163 214H162V215H163ZM174 214H175V213H174ZM174 214H172V215H174ZM182 214H181V215H182ZM2 215H3V214H2ZM4 215H5V214H4ZM24 215H25V214H24ZM24 215H23V216H24ZM34 215H35V214H34ZM37 215H38V214H37ZM39 215H41V214H39ZM64 215H65V214H64ZM86 215H87V214H86ZM100 215H101V213H100ZM104 215H103V213H102V216H104ZM110 215H111V214H110ZM137 215H139V214H137ZM140 215H141V213H140ZM140 215H139V217H140ZM155 215H156V214H155ZM166 215H167V214H166ZM186 215L188 216V214H186ZM186 215H185V216H186ZM197 215H198V214H197ZM197 215H195V216L197 217ZM199 215H201V213H200ZM212 215H213V214H212ZM215 215H216V214H215ZM215 215H214V216H215ZM217 215H218V214H217ZM222 215H223V214H222ZM254 215H256V212H255ZM254 215H253V217H254ZM19 216H17L18 219H19ZM23 216H22V217H23ZM62 216H63V215H62ZM71 216L74 217L73 215H71ZM81 216H82V215H81ZM87 216L90 217V216H89V213H88ZM87 216L84 215V217H87ZM96 216H97V215H96ZM102 216H101V217H102ZM128 216H131V215H128ZM128 216H126V218H127ZM149 216H150V215H149ZM153 216H154V215H153ZM158 216H159V215H158ZM170 216H171V215H170ZM174 216H175V215H174ZM174 216H173V217H174ZM176 216H177V214H176ZM185 216H184V217H185ZM193 216H194V215H193ZM201 216H202V215H201ZM203 216H204V214H203ZM205 216L208 217L207 214H206ZM209 216H211V215H209ZM247 216H248V215H247ZM259 216H260V215H259ZM5 217H6V216H5ZM9 217H10V216H9ZM25 217H26V216H25ZM30 217H31V216H30ZM34 217H35V216H34ZM37 217H38V216H37ZM43 217H45V216H43ZM56 217H57V216H56ZM88 217H87V219H88ZM91 217H92V215H91ZM99 217H100V216H99ZM109 217H110V216H109ZM121 217H122V216H121ZM137 217H138V216H137ZM150 217H151V216H150ZM161 217H162V216H161ZM161 217H159V218H161ZM166 217H167V216H166ZM189 217H190V216H189ZM189 217H186V218H185L187 222L189 221V219H188ZM211 217H212V216H211ZM242 217H243V216H242ZM242 217H241V218H242ZM255 217H256V216H255ZM262 217H263V216H262ZM2 218H3V217H2ZM23 218H24V217H23ZM27 218H29V217H27ZM35 218H36V217H35ZM38 218H39V217H38ZM40 218H41V217H40ZM57 218H58V217H57ZM70 218H71V217H70ZM92 218H94V216H93ZM103 218H105V216H104ZM111 218H112V217H111ZM111 218H109V219H111ZM117 218H118V217H117ZM117 218L114 216V219H116V220L118 221L119 218H118V219H117ZM123 218H124V216H123ZM123 218H122V219H123ZM134 218H135V217H134ZM140 218H141V217H140ZM140 218H139V219H140ZM143 218H144V217H143ZM146 218H147V217H146ZM169 218H170V217H169ZM178 218H179V217H178ZM180 218H181V217H180ZM191 218H192V217H191ZM191 218H190V219H191ZM208 218H209V217H208ZM214 218H215V217H214ZM214 218H213V220H214ZM251 218H252V217H251ZM259 218H260V217H259ZM12 219H13V218H12ZM14 219H15V218H14ZM31 219H32V218H31ZM46 219H47V217H46ZM55 219H56V218H55ZM59 219H61V217H60ZM59 219H57V220H59ZM62 219H63V218H62ZM67 219H68V218H66V220H67ZM82 219H83V218H82ZM87 219H86V220H87ZM101 219H102V218H101ZM144 219H145V218H144ZM182 219H183V217H182ZM195 219H196V218H195ZM239 219H240V218H239ZM8 220H9V219H8ZM27 220H28V219H27ZM35 220H36V219H35ZM57 220H56V221H57ZM63 220H64V219H63ZM66 220H65V221H66ZM80 220H81V219H80ZM90 220H92V219L90 218ZM90 220H89V221H90ZM94 220H95V219H94ZM116 220H114V223H116V222H115ZM126 220H127V219H126ZM133 220L136 222L137 219L135 218V219H133ZM142 220H143V219H142ZM142 220H140V221H142ZM147 220H148V219H147ZM153 220H154V219H153ZM159 220H160V219H159ZM174 220H175V217H174ZM177 220H178V219H177ZM177 220H175V222H176ZM202 220H204V219H202ZM205 220H206V219H205ZM207 220H208V219H207ZM211 220H212V219H211ZM216 220H217V217H216ZM261 220H262V219H261ZM263 220H264V219H263ZM14 221H15V220H14ZM14 221H13V222H14ZM21 221H22V220H21ZM28 221H29V220H28ZM30 221H31V220H30ZM61 221H62V220H61ZM67 221H68V220H67ZM69 221H70V220H69ZM72 221H73V219H72ZM72 221H71V222H72ZM97 221H98V220H97ZM99 221L102 222V220H99ZM145 221H146V220H144V222H145ZM148 221H149V220H148ZM151 221H152V220H151ZM154 221H155V220H154ZM170 221H171V219H170ZM183 221H184V220H183ZM208 221H209V220H208ZM221 221H222V220H221ZM243 221H244V220H243ZM243 221H242V222H243ZM2 222H3V221H2ZM9 222H10V221H9ZM9 222H8V223H9ZM42 222H44V221L42 220ZM47 222H48V225H49L50 222H49V221H47ZM54 222H55V221H54ZM57 222H59V221H57ZM57 222H56V223H57ZM80 222H82V220H81ZM95 222H96V221H95ZM106 222H107V221H106ZM108 222H109V221H108ZM108 222H107V223H108ZM111 222H112V221H111ZM122 222H123V221H122ZM149 222H150V221H149ZM152 222H153V221H152ZM178 222H180V221H178ZM181 222H182V221H181ZM181 222L178 223V225H179V224H180V225H183V224H182L183 222H182V223H181ZM189 222H190V221H189ZM189 222H188L186 225H188ZM194 222L197 223L196 220H195ZM198 222H199V221H198ZM200 222H201V221H200ZM212 222H214V221H212ZM216 222H217V221H216ZM218 222H220V221H218ZM246 222H247V221H246ZM249 222H250V221H249ZM263 222H264V221H263ZM29 223H30V222H28V224H29ZM31 223H32V222H31ZM31 223H30V224H31ZM38 223H39V222H38ZM61 223H63V222H61ZM89 223H91V225H92V222H89ZM89 223H88V224H89ZM96 223L98 224V222H96ZM99 223H100V222H99ZM109 223H110V222H109ZM119 223H121V222H119ZM129 223H131V221H130ZM129 223H128V224L126 223V224H127L126 227H128ZM136 223H137V222H136ZM155 223H156V222H155ZM166 223H167V222H166ZM171 223H172V222H171ZM220 223H222V222H220ZM233 223H236V222H233ZM243 223H244V222H243ZM28 224H27V225H28ZM36 224H37V223H36ZM44 224H45V223H44ZM77 224H78V221H77L76 225H77ZM93 224H94V223H93ZM131 224H135V223H131ZM137 224H138V223H137ZM148 224H149V223H148ZM156 224H157V223H156ZM167 224H168V223H167ZM192 224H193V223H192ZM194 224H195V223H194ZM199 224H201V223H199ZM199 224H198V225H199ZM203 224H205V223L203 222ZM215 224H216V223H215ZM222 224H223V223H222ZM230 224H231V223H230ZM3 225H4V224H3ZM27 225H24V226H27ZM55 225H56V224H55ZM91 225H90V226H91ZM94 225H95V224H94ZM98 225H99V224H98ZM102 225H103V224H102ZM108 225H109V224H108ZM108 225H106V226H108ZM116 225H119V227H120L121 224H116ZM123 225H125V223H124ZM123 225H122V226H123ZM138 225H139V224H138ZM142 225H145V224H142V223H141L140 226H142ZM175 225H177V224H175ZM201 225H202V224H201ZM209 225H210V224H209ZM209 225H206V226H209ZM249 225H250V223H249ZM251 225H252V224H251ZM8 226H9V225H8ZM21 226H22V225H21ZM21 226H19V228H20ZM30 226H32V224H31ZM37 226H38V225H37ZM41 226H42V225H41ZM41 226H40V227H41ZM77 226H78V225H77ZM84 226H85V225H84ZM100 226H101V225H100ZM100 226H99V229H100ZM114 226H115V225H114ZM129 226H130V225H129ZM140 226H139V227H140ZM155 226H156V225H155ZM167 226H168V225H167ZM184 226H185V225H184ZM214 226H215V225H214ZM225 226H226V225L223 226V229H225V228H224ZM234 226H236V225H234ZM237 226H238V225H237ZM253 226L255 227V225H253ZM14 227H15V226H14ZM16 227H17V226H16ZM33 227H34V226H33ZM59 227H60V226L58 225V229H59ZM61 227H62V225H61ZM65 227H66V226H65ZM78 227L82 230L81 227H83V226H78ZM109 227H110V225H109ZM109 227H108V228H109ZM117 227H118V226H117ZM119 227H118V228H119ZM131 227H132V226H131ZM134 227H135V226L132 227V228H133V231L136 230V229H134ZM146 227H148V226H146ZM146 227H145V229H146ZM149 227H150V226H149ZM168 227H169V226H168ZM186 227H188V226H186ZM192 227H193V226H192ZM217 227H218V226H217ZM220 227L222 228V226H220ZM220 227H219V229H220ZM232 227H233V226H232ZM232 227H231V228H232ZM250 227H251V226H249V228H250ZM5 228H6V227H5ZM9 228H10V227H9ZM17 228H18V227H17ZM23 228H25V227H23ZM88 228H89V227H88ZM90 228H91V227H90ZM101 228H102V227H101ZM110 228H112V227H110ZM114 228H116V226H115ZM124 228H125V227H123V229H122L123 231H124ZM140 228H141V227H140ZM151 228H152V227H151ZM165 228H166V227H165ZM172 228H173V227H172ZM177 228H178V226H177ZM180 228H181V227H180ZM182 228H184V227H182ZM190 228H191V226H190ZM208 228H209V227H208ZM210 228H211V227H210ZM239 228H241V226H240ZM255 228H256V227H255ZM255 228L252 227V229H255ZM257 228H260V226L257 227ZM6 229H8V228H6ZM28 229H30V228H28ZM33 229H34V228H33ZM36 229H37V227H36ZM43 229H44V228H43ZM43 229H42V232H43ZM45 229H46V228H45ZM52 229H53V227H52ZM58 229H57V230H58ZM76 229H77V228H76ZM76 229H73V230L76 231ZM86 229H87V228H86ZM102 229H103V228H102ZM102 229H100V230H102ZM130 229H131V228H130ZM155 229H156V228H155ZM188 229H189V228H188ZM199 229H200V228H199ZM202 229H203V228H202ZM202 229H201V231H202ZM205 229H206V227H205ZM205 229H204V230H205ZM223 229H222V230H223ZM226 229H227V228H226ZM247 229H248V228H247ZM250 229H251V228H250ZM261 229H262V228H261ZM263 229H264V228H263ZM10 230H11V229H10ZM21 230H22V228H21ZM38 230H39V229H38ZM40 230H41V228H40ZM60 230H61V229H60ZM67 230H68V229H67ZM67 230H65V231H67ZM100 230H99V231H100ZM117 230H119V229H117ZM120 230H121V227H120ZM120 230H119V231H120ZM122 230H121V232H122ZM125 230H126V229H125ZM139 230H140V229H139ZM164 230H165V229H164ZM169 230H170V228H169ZM204 230H203V231H204ZM206 230H209V229H206ZM232 230H234V229L232 228ZM235 230H236V229H235ZM6 231H7V230H6ZM12 231H13V230H12ZM18 231H19V230H18ZM22 231H23V230H22ZM28 231H29V230H28ZM62 231H63V230H62ZM79 231H80V230H79ZM93 231H94V230H93ZM109 231H110V229H109ZM119 231H118V233H119ZM141 231H142V230H141ZM151 231H152V230H151ZM165 231H166V230H165ZM171 231H172V230H171ZM176 231H177V230H176ZM176 231H172L173 233H172V232H171V233L174 234ZM184 231H185V230H184ZM189 231H190V229H189ZM196 231H197V230H196ZM198 231H199V230H198ZM203 231H202V234H203ZM215 231H216V230H215ZM236 231H238V229H237ZM239 231H240V230H239ZM248 231H249V230H248ZM259 231H260V229H259ZM1 232H2V231H1ZM20 232H21V231H20ZM38 232H39V231H38ZM44 232H45V231H44ZM76 232H77V231H76ZM84 232H85V231H84ZM102 232H103V231H102ZM113 232H114V231H113ZM125 232H126V231H125ZM131 232H132V231H131ZM138 232H139V231H138ZM163 232H164V231H163ZM163 232H162V233H163ZM209 232H210V231H209ZM213 232H214V231H213ZM213 232H212V233H213ZM217 232H218V230H217ZM219 232H220V231H219ZM223 232H224V230H223ZM227 232H229V231H227ZM233 232H234V231H233ZM244 232H245V231H244ZM262 232H263V231H262ZM9 233H10V232H9ZM12 233H13V232H12ZM16 233L18 234V232H16ZM21 233H22V232H21ZM32 233H34V232H32ZM32 233H31V234H32ZM36 233H37V232H36ZM36 233H35L34 235H36ZM46 233L48 234V231H47ZM63 233H67V232H63ZM78 233H79V232H78ZM106 233H108L107 230H106ZM109 233H110V232H109ZM116 233H117V232H116ZM122 233H123V232H122ZM136 233H137V232H136ZM136 233H135V234H134V233H131V234H133L132 236L135 237V236H136ZM139 233H140V232H139ZM143 233H144V232H143ZM186 233H188V232L186 231ZM186 233L184 232V234H186ZM191 233H192V232H191ZM191 233H190V234H191ZM194 233H195V230H194ZM205 233H208V232L205 231ZM212 233H211V234H212ZM6 234H7V233H6ZM6 234H5V236H6ZM25 234H26V233H25ZM47 234H46V235H47ZM50 234H51V232H50ZM52 234H53V233H52ZM58 234H59V233H58ZM67 234H68V233H67ZM74 234H75V232H74ZM76 234H77V233H76ZM76 234H75L74 236H77ZM83 234H84V233H83ZM83 234H82V235H83ZM100 234H102V233H100ZM114 234H115V233H113V235H114ZM141 234H142V233H141ZM141 234H140V235H141ZM148 234H150V232H149ZM157 234H159V233H157ZM163 234H165V232H164ZM190 234L188 233V235H190ZM197 234H198V233H197ZM199 234H200V233H199ZM202 234H201V236H202ZM211 234H210V236H211ZM224 234H225V233H224ZM235 234H236V232H235ZM235 234H234L233 236H235ZM237 234H238V233H237ZM242 234H243V232H242ZM248 234H249V233H248ZM260 234H261V233H260ZM262 234H263V233H262ZM26 235H27V234H26ZM38 235H39V233H38ZM48 235H49V234H48ZM48 235H47V236H48ZM71 235H72V234H71ZM78 235H79V234H78ZM97 235H98V234H97ZM109 235H110V234H109ZM118 235H119V234H118ZM125 235H126V237H125V239H126L128 235H127L126 233H125ZM129 235H130V234H129ZM137 235H138V234H137ZM140 235H139V236H140ZM165 235H166V234H165ZM179 235H180V234H179ZM191 235H192V234H191ZM191 235H190V236H191ZM212 235H215V233H213ZM218 235H219L218 237L222 236L220 233H219ZM245 235H246V234H245ZM250 235H251V234H250ZM250 235H249V236H250ZM253 235H254V234H253ZM263 235H264V234H263ZM10 236H12V234H11ZM18 236H19V235H18ZM21 236H24V235L21 234ZM40 236H41V234H40ZM43 236H44V235H43ZM57 236H58V235H57ZM57 236H56V237H57ZM61 236H63V235H61ZM80 236H81V235H80ZM102 236H103V235H102ZM130 236H131V235H130ZM141 236H142V235H141ZM147 236H148V235H147ZM149 236H151V235H149ZM161 236H162V235H160L159 237H161ZM175 236H177V234H175ZM175 236H174V237H175ZM192 236H193V235H192ZM216 236H217V235H216ZM225 236H226V234H225ZM230 236L232 237V235H230ZM230 236H229V237H230ZM24 237H25V236H24ZM31 237H33V236H31ZM31 237H30V239H32ZM48 237H49V236H48ZM65 237H66V235H65ZM82 237H83V236H82ZM99 237H100V236H99ZM106 237H107V236H106ZM108 237H110V236H108ZM118 237H119V236H118ZM169 237H170V236H169ZM184 237H185V235H184ZM184 237H182V239H183ZM186 237H187V236H186ZM193 237H194V236H193ZM203 237H205V236H203ZM206 237H207V236H206ZM218 237H217V238H218ZM243 237H245V236H243ZM246 237H247V236H246ZM252 237H255V240H256V237H257V236H252ZM258 237H259V236H258ZM0 238H1V237H0ZM5 238H6V237H5ZM15 238H16V237H15ZM35 238H36V237H35ZM35 238H34V240H36ZM38 238H40V237H38ZM43 238H44V237H43ZM76 238H77V237H76ZM100 238H101V237H100ZM102 238H104V237H102ZM110 238H112V237H110ZM150 238H151V237H150ZM161 238H164V237L162 236ZM180 238H181V237H180ZM189 238H190V237H189ZM189 238H187V239L185 238V239H186V240H189ZM211 238H212V237H211ZM215 238H216V237H215ZM221 238L223 239V236H222ZM227 238H228V237H227ZM227 238H225V239H227ZM12 239H13V238H12ZM18 239H19V238H18ZM30 239H29V240H30ZM48 239H49V238H48ZM48 239L45 238V240H47L46 242H48ZM50 239H51V238H50ZM52 239H54V238H52ZM72 239L74 240L75 238H73V236H72ZM77 239H78V238H77ZM81 239H82V238H81ZM83 239H84V238H83ZM114 239H115V238H114ZM120 239H121V238H120ZM122 239H123V237H122ZM125 239H124V240H125ZM133 239H134V238H133ZM135 239H136V238H135ZM138 239H139V238H138ZM169 239H170V238H169ZM182 239H181V241H182ZM192 239H193V238H192ZM192 239H191V240H192ZM198 239H199V238H198ZM201 239H202V238H201ZM206 239L208 240V238H206ZM229 239H230V241H232L231 238H229ZM241 239H242V238H241ZM0 240H1V239H0ZM10 240H11V239H10ZM15 240H16V239H15ZM32 240H33V239H32ZM32 240H31V241H32ZM34 240H33V241H34ZM37 240H39V239H37ZM41 240H42V239H41ZM41 240H40V241H41ZM116 240H117V239H116ZM116 240L114 241V242H115L114 244L117 243ZM129 240H130V239H129ZM140 240H141V239H140ZM142 240H143V239H142ZM142 240H141V241H142ZM144 240H145V239H144ZM146 240H147V239H146ZM146 240H145V241H146ZM167 240H168V239L166 238V241H167ZM183 240H184V239H183ZM211 240H212V239H211ZM213 240H214V239H213ZM235 240H236V239H235ZM252 240H253V239H252ZM2 241H3V240H2ZM4 241H5V240H4ZM18 241H19V240H18ZM23 241H24V240H23ZM43 241H44V240H43ZM43 241H42V242H43ZM49 241H50V240H49ZM69 241H70V240H69ZM74 241H75V240H74ZM76 241H77V240H76ZM98 241H99V240H98ZM106 241L108 242V239H107ZM127 241H128V240H127ZM132 241H133V243H134V240H131V242H132ZM136 241H137V240H136ZM161 241H162V240H161ZM174 241H176V240H174ZM193 241H194V240H193ZM197 241H198V240H197ZM202 241H203V239H202ZM202 241H201V242H202ZM205 241H206V240H205ZM208 241H209V240H208ZM216 241H217V240H216ZM221 241H222V240H221ZM243 241H244V240H243ZM260 241H262V240H260ZM24 242H25V241H24ZM44 242H45V241H44ZM55 242H56V241H55ZM123 242H124V241H123ZM137 242H140V241H137ZM146 242H147V241H146ZM150 242H151V241H150ZM167 242H168V241H167ZM169 242H170V241H169ZM182 242H183V241H182ZM206 242H207V241H206ZM217 242L219 243V241H217ZM217 242H216V243H217ZM223 242H225V241H223ZM239 242H240V241H239ZM241 242H242V241H241ZM254 242H255V241H254ZM256 242H257V241H256ZM262 242H263V241H262ZM5 243H6V242H5ZM5 243H4V244H5ZM15 243H16V242H15ZM20 243H21V242H20ZM29 243H30V242H29ZM29 243H28V244H29ZM34 243H35V242H34ZM34 243L32 242L33 245H34ZM36 243H37V245H38V242H36ZM102 243H103V242H102ZM141 243H142V242H141ZM141 243H140V244H141ZM148 243H149V242H148ZM162 243H163V242H162ZM176 243H178V242H176ZM179 243H181L180 240H179ZM184 243H185L184 245H186V242H184ZM194 243H195V242H194ZM197 243H199V242H197ZM203 243H204V241H203ZM214 243H215V242H214ZM250 243H252V242H250ZM250 243H249V244H250ZM0 244H1V243H0ZM2 244H3V243H2ZM4 244H3V245H4ZM21 244H22V243H21ZM26 244H27V243H26ZM53 244H54V243H53ZM56 244H57V243H56ZM61 244H62V242H61ZM78 244H79V243H77V245H78ZM92 244H93V243H92ZM99 244H100V243H99ZM109 244H110V243H109ZM117 244H118V243H117ZM117 244H116V245H117ZM119 244H120V243H119ZM125 244H126V243H125ZM131 244H132V243H131ZM134 244H135V243H134ZM134 244L131 245L130 247H133ZM136 244H137V243H136ZM149 244H150V243H149ZM173 244H174V243H173ZM190 244H191V243H190ZM195 244H196V243H195ZM200 244H202V243H200ZM257 244H258V243H256V246H258ZM259 244H260V243H259ZM3 245H2V246H3ZM7 245H8V244H7ZM23 245H24V243H23ZM44 245H45V244H43V245H41V246H44ZM58 245H59V244H58ZM58 245H57V246H58ZM62 245H63V244H62ZM81 245H82V243H81ZM89 245H90V244H89ZM95 245H96V244H95ZM138 245H139V244H138ZM158 245H161V244L158 243ZM162 245H164V244H162ZM180 245H181V244H180ZM187 245H189V244H187ZM193 245H194V244H193ZM204 245H205V244H202V246H204ZM207 245H209V244H207ZM251 245H253V244H251ZM261 245H264V244H261ZM2 246H1V247H2ZM4 246H5V245H4ZM10 246H11V245H10ZM19 246H20V245H19ZM30 246H31V245H30ZM46 246H47V245H46ZM48 246H49V244H48ZM50 246H52V244H51ZM64 246H65V245H64ZM68 246H69V245H68ZM79 246H80V245H79ZM83 246H85L84 243H83ZM83 246H81L80 248H83ZM101 246H102V245H101ZM124 246H125V245H124ZM126 246H127V245H126ZM136 246H137V245H136ZM148 246H150V245H148ZM148 246H147V247H148ZM151 246H152V244H151ZM175 246H176V245H175ZM190 246H191V245H190ZM197 246H198V245H195L196 248H191V250H192V249H193V250H194V249H197ZM215 246L217 247V244H216V245L214 244V247H215ZM241 246H242V245H241ZM254 246H255V245H254ZM259 246H260V245H259ZM14 247H15V246H14ZM24 247H25V246H24ZM24 247H23V248H24ZM33 247H34V249H35V245H34ZM55 247H56V246H55ZM59 247H60V246H59ZM59 247H58V248H59ZM77 247H78V246H77ZM85 247H86V246H85ZM88 247H89V246H88ZM112 247H114V246L112 245ZM130 247H129V248H130ZM157 247H160V246H157ZM176 247H177V246H176ZM176 247H175V248H176ZM182 247H183V246H182ZM184 247L186 248V246H184ZM191 247H192V246H191ZM204 247L207 248V246H204ZM222 247H223V246H222ZM260 247H261V246H260ZM260 247H259V248H260ZM262 247H263V246H262ZM262 247H261V248H262ZM2 248H4V247H2ZM2 248H0V249H1V250H0L1 253L3 252V251H2ZM7 248H8V247H7ZM17 248H18V247H17ZM21 248H22V247H21ZM37 248H38V247H37ZM37 248H36V249H37ZM44 248H45V246H44ZM44 248H43V249H44ZM48 248H49V247H48ZM53 248H54V246H53ZM53 248H52V249H53ZM100 248H101V247H100ZM104 248H105V246H104ZM110 248H111V247H110ZM115 248H116V247H115ZM139 248H140V247H139ZM143 248H144V247H143ZM145 248H146V247H145ZM149 248H150V247H149ZM160 248H161V247H160ZM164 248H165V247H164ZM170 248H171V247H170ZM187 248H188V247H187ZM200 248H201V247H200ZM223 248H224V247H223ZM223 248H222V251H223V250H224V251L227 250V249H223ZM237 248H238V247H237ZM243 248H244V247H243ZM256 248H257V247H256ZM256 248H255V249H256ZM263 248H264V247H263ZM263 248H262V249H263ZM18 249H19V248H18ZM18 249L15 250V251H18V252H19L20 250H18ZM28 249H29V248H28ZM39 249H40V248H39ZM39 249H38V250H39ZM50 249H51V247H50ZM54 249H55V248H54ZM59 249L61 250V247H60ZM59 249H58V252L60 253L61 251H60ZM70 249H71V247H70ZM83 249H84V248H83ZM105 249H106V248H105ZM117 249H118V248H117ZM117 249H116V250H117ZM130 249H131V248H130ZM140 249H141V248H140ZM140 249H139V250H140ZM151 249H152V248H150V250H151ZM155 249H156V248H155ZM162 249H163V248H162ZM166 249H167V248H166ZM182 249H183V248H182ZM208 249H209V246H208ZM212 249H213V248H212ZM212 249H211V250H212ZM215 249H218V248H215ZM215 249H214V250H215ZM6 250H7V249H6ZM12 250H13V249H12ZM23 250H24V249H23ZM30 250H33V248H31ZM30 250H28V251H30ZM44 250H45V249H44ZM48 250H49V249H48ZM66 250H67V248H66ZM103 250H104V249H103ZM107 250H108V249H107ZM107 250L104 251V252H107ZM122 250H123V249H122ZM124 250H125V249H124ZM146 250H147V249H146ZM171 250H172V248H171ZM171 250H170V251H171ZM177 250H178V249H177ZM187 250H188V249H187ZM193 250H192V251H193ZM197 250H198V249H197ZM199 250H200V249H199ZM244 250H245V249H244ZM253 250H254V249H253ZM259 250H260V249H259ZM24 251H25V250H24ZM50 251H51V250H50ZM55 251H56V250H55ZM76 251H77V250H76ZM120 251H121V248H120ZM126 251L128 252V250H126ZM126 251H125V252H126ZM131 251H132V249H131ZM135 251H136V250H135ZM135 251H134V252H135ZM151 251H152V250H151ZM153 251H154V250H153ZM160 251H161V250H160ZM172 251H174V250H172ZM212 251H213V250H212ZM217 251H218V250H217ZM220 251H221V250H220ZM238 251H239V250H238ZM249 251L251 252L250 249H249ZM7 252H8V251H7ZM7 252H5V253H7ZM25 252H26V251H25ZM35 252H38V251H35ZM45 252H46V251H45ZM53 252H54V251H53ZM78 252H79V251H78ZM95 252H96V251H95ZM98 252H99V251H98ZM100 252H102V249H101ZM149 252H150V251H148V254H149ZM154 252H155V251H154ZM163 252H164V251H163ZM167 252L169 253V251H167ZM185 252L188 253L189 250H188V252H187L186 249H185ZM185 252H184V253H185ZM201 252H203V250H202ZM201 252H200V253H201ZM208 252H209V250H208ZM215 252H216V251H215ZM218 252H219V251H218ZM218 252H217V254H218ZM234 252H235V251H234ZM242 252H243V251H242ZM254 252H256V251H254ZM15 253H16V252H15ZM15 253H14V254H15ZM19 253H21V252H19ZM19 253H18V254H19ZM42 253H44V252H42ZM42 253H41V254H42ZM47 253H48V252H46V254H47ZM72 253H74V252H72ZM80 253H81V252H80ZM82 253H83V252H82ZM93 253H94V252H93ZM116 253H117V252H116ZM131 253H132V252H131ZM131 253H128V255L131 254ZM151 253H152V252H151ZM168 253H166V254H167V255H170V254H168ZM171 253H172V252H171ZM177 253H178V252H177ZM184 253H181V254H184ZM190 253H191V252H190ZM194 253H195V252H193L192 254H194ZM196 253H197V252H196ZM198 253H199V252H198ZM204 253H205V252H204ZM210 253H213V252H210ZM210 253H209V255H210ZM219 253H220V252H219ZM222 253H225V252H222ZM222 253H221V254H222ZM228 253H229V251H228ZM231 253H232V252H231ZM239 253H240V252H239ZM244 253H245V252H244ZM258 253H259V252H258ZM262 253H263V252H262ZM8 254H9V253H8ZM11 254H12V252H11ZM25 254H28V253H25ZM37 254H38V253H37ZM48 254H49V253H48ZM56 254H57V253L55 252L54 255H56ZM69 254H70V253H69ZM76 254H77V253H76ZM98 254H99V253H98ZM103 254H104V253H103ZM113 254H114V253H113ZM125 254H126V253H125ZM163 254H164V253H163ZM181 254H180V255H181ZM217 254H216V255H217ZM221 254H220V255H221ZM233 254H235V253H233ZM236 254H238V253L236 252ZM249 254H250V253H249ZM2 255H3V254H2ZM15 255H17V254H15ZM21 255H22V253H21ZM32 255H33V254H32ZM58 255H60V254H58ZM66 255H67V254H66ZM66 255L64 254L63 256L66 257ZM91 255H92V256H94V255L96 256L97 254L94 253V255H93V254H91ZM91 255H90V257H91ZM106 255H107V254H106ZM116 255H117V254H116ZM141 255H142V254H141ZM158 255H159V252H157V253H156V252H155V253H152V254L150 255V257L148 258V259H149V260L147 261L148 264H158V262H157V260H156V257H157ZM161 255H162V254H161ZM167 255H166V256H167ZM171 255H172V254H171ZM173 255H174V254H173ZM173 255H172V256H173ZM178 255H179V253H178ZM178 255H177V259H178ZM180 255H179V256H180ZM199 255H200V254H199ZM201 255H202V254H201ZM206 255H207V253H206ZM220 255H219V256H220ZM223 255H225V254H223ZM223 255H222V256H223ZM251 255H252V254H251ZM259 255H260V254H259ZM7 256H8V255H7ZM7 256H6V257H7ZM25 256H26V255H25ZM25 256L23 255V257H25ZM33 256H34V255H33ZM37 256H38V255H37ZM49 256H51V254H49ZM52 256H53V255H52ZM87 256H88V255H87ZM104 256H105V255H104ZM119 256H120V254H119ZM129 256H130V255H129ZM139 256H140V255H139ZM162 256H164V258H167V257H165V255H162ZM162 256H160V257L162 258ZM175 256H176V254H175ZM186 256H188V255H186ZM189 256H190V255H189ZM189 256H188V257H189ZM222 256H221V257H222ZM226 256H227V255H226ZM242 256H243V255H242ZM262 256H263V255H262ZM13 257H14V255L12 256V258H13ZM21 257H22V256H21ZM27 257H28V256H27ZM27 257H25V258H27ZM34 257H36V255H35ZM38 257H39V256H38ZM38 257H37V259H38ZM46 257H47V256H46ZM69 257H71V255H70ZM109 257L111 258V256H109ZM112 257H113V256H112ZM116 257H117V256H115V258H116ZM121 257H122V256H121ZM121 257H120V258H121ZM124 257H125L124 260H126V258L128 259V257H126L125 255H124ZM147 257H148V255H147ZM195 257H196V254H195ZM199 257H200V256H199ZM202 257H203V255L201 256V258H202ZM206 257H207V256H206ZM206 257H205V258H206ZM208 257H209V256H208ZM216 257H217V256H216ZM228 257H229V254H228ZM240 257H241V254H239V258H240ZM248 257H249V256H247V258H248ZM250 257H251V256H250ZM250 257H249V258H250ZM255 257H256V256H254L253 258L255 259ZM2 258H3V257H2ZM10 258H11V257H10ZM12 258H11V260H12ZM40 258H42V257H40ZM40 258H39V259H40ZM50 258H51V257H50ZM53 258H54V256H53ZM55 258H56V257H55ZM61 258H63V257H61ZM86 258H88V257H85V259H86ZM100 258H101V257H100ZM103 258H104V257H103ZM115 258H114V260H116ZM143 258H144V256H143ZM145 258H146V256H145ZM171 258H172V257H171ZM183 258H184V257H183ZM205 258H202L201 260H203V259L205 260ZM223 258H224V257H223ZM226 258H227V257H226ZM226 258H225V261H227V260L229 261V259L227 258V260H226ZM229 258H231V257H229ZM241 258H242V257H241ZM249 258H248V259H249ZM13 259H14V258H13ZM47 259H49V258H47ZM105 259H106V258H105ZM169 259H170V258H169ZM169 259H168V260H169ZM174 259L176 260V258H174ZM185 259H186V258H185ZM211 259H212V257H211ZM213 259L216 260L214 257H213ZM213 259H212V260H213ZM218 259H219V258H218ZM258 259H259V258H258ZM258 259H257V260H258ZM0 260H1V259H0ZM5 260H6V259H5ZM14 260H15V259H14ZM24 260H25V259H24ZM33 260H34V259H33ZM33 260H32V261H33ZM49 260H50V259H49ZM52 260H53V259H52ZM72 260H73V259H72ZM77 260H79V259H77ZM91 260H93V259H91ZM98 260H102V259H98ZM112 260H113V259H112ZM112 260H111V262H115V261H112ZM117 260H118V259H117ZM121 260H122V259H121ZM137 260H138V259H137ZM137 260H136V261H137ZM160 260H161V259H160ZM160 260H159V261H160ZM170 260H172V259H170ZM170 260L168 261V263L170 262ZM188 260H190V259H188ZM204 260H203V261H204ZM214 260L212 261L213 264H215V263L217 262V261H215V263H214ZM219 260H221V259H219ZM236 260H237V259H236ZM252 260H253V259H252ZM18 261H19V260H18ZM18 261H17V262H18ZM34 261H35V260H34ZM43 261H44V260H43ZM62 261L64 262V260H62ZM67 261H68V259H67ZM75 261H76V260H75ZM102 261H104V260H102ZM105 261H107V260H105ZM177 261H179V259H178ZM180 261H181V260H180ZM183 261H184V259H183ZM185 261H186V260H185ZM185 261H184V262H185ZM191 261H192V260H191ZM191 261H189V262L191 263ZM195 261H197V259H196ZM199 261H200V260L198 259L197 262H199ZM240 261H241V260H240ZM242 261H243V260H242ZM248 261H249V260H248ZM248 261H246V264H249V263L251 264L250 261H249V263H247ZM3 262H4V261H3ZM7 262H9V261H7ZM12 262H13V261H12ZM14 262H15V261H14ZM24 262H25V261H24ZM27 262H28V261H27ZM41 262H42V261H41ZM49 262H50V261H49ZM60 262H61V261H60ZM60 262H59V263H60ZM73 262H74V261H73ZM85 262L88 264L87 260H85ZM94 262H96V261L94 260ZM97 262H98V261H97ZM108 262H109V261H108ZM117 262H118V261H117ZM117 262H116V263H117ZM124 262H125V261H124ZM127 262L129 263V261H127ZM138 262H139V261H138ZM173 262H174V260H173ZM205 262H206V261H205ZM207 262H208V261H207ZM222 262H223V260H222ZM222 262H221V264H223ZM252 262H253V261H252ZM254 262H255V260H254ZM259 262H260V260H259ZM262 262H263V261H262ZM262 262H261V263H262ZM22 263H23V261H22ZM34 263H36V262H34ZM39 263H40V262H39ZM45 263H46V262H45ZM57 263H58V262H57ZM101 263L103 264V262H101ZM116 263H115V264H116ZM120 263H121V262H119V264H120ZM163 263H164V262H163ZM166 263H167V262H166ZM170 263H171V262H170ZM170 263H169V264H170ZM174 263H175V262H174ZM181 263H182V262H181ZM181 263H180V264H181ZM203 263H204V262H203ZM229 263H230V262H229ZM233 263L235 264V261H234V262H231V264H233ZM237 263H238V262H237ZM242 263H243V262H241V264H242ZM244 263H245V261H244ZM0 264H1V261H0ZM8 264H9V263H8ZM10 264H11V263H10ZM12 264H13V263H12ZM14 264H16V263H14ZM43 264H44V262H43ZM46 264H47V263H46ZM62 264H63V263H62ZM67 264H68V262H67ZM74 264H75V263H74ZM79 264H81V263H79ZM89 264H91V262H90ZM92 264H93V263H92ZM106 264H108V263H106ZM125 264H126V263H125ZM130 264H131V263H130ZM135 264H136V263H135ZM172 264H173V263H172ZM185 264H187V263H185ZM188 264H189V263H188ZM193 264H194V259H193ZM195 264H196V263H195ZM206 264H209V263H206ZM218 264H220V262H219ZM225 264H226V263H225ZM263 264H264V263H263Z\"/></svg>",
  "mask_w": 264,
  "mask_h": 264
}]
</instances>
